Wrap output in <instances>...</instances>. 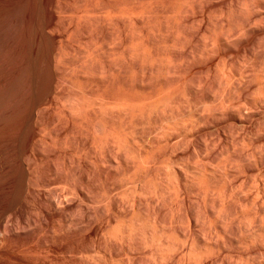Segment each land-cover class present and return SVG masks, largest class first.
Here are the masks:
<instances>
[{"label": "bare ground", "instance_id": "bare-ground-1", "mask_svg": "<svg viewBox=\"0 0 264 264\" xmlns=\"http://www.w3.org/2000/svg\"><path fill=\"white\" fill-rule=\"evenodd\" d=\"M25 1L26 0H0V264H113L112 261H114L115 259L114 260L111 259L112 261L106 260L108 258V257H106L108 254L110 256L113 255L112 257H114V255L115 256L118 255L119 256V257L117 256L118 258L121 257L123 259H127L129 264H158V263L159 264H165V263L166 264H205L204 260L202 259V256L203 257H205V256L202 254H206L205 252H209V255H210V252H212L215 249L214 247H216V245L214 246L213 243L217 244V246H218V247H216V254L219 253L221 251L219 246L220 245L224 246V243H225V240H224V243L222 240L225 238L224 232H225V234L227 232L226 226H230L229 223H231L233 225L234 224L233 222H235V221H236L235 224H237L236 226L238 228L236 230L237 231L239 230V234H237L238 237H237V235H236V237L238 239H239V237H241V239H243L242 241L243 242L245 241L244 242L245 245H247L246 244L247 242L248 243L250 242V244H251L253 241H255V240L257 241V239H259L258 242H261L262 239L260 240V238L264 237V178H263V176L262 177L259 176V178L261 177L262 179L259 181V184L257 186V191H255L256 194L259 197H261V198H259V199H261L260 200L261 203L259 202L260 205H258L259 209L257 208L258 206L256 205V208L258 209L257 210L258 213L255 212L256 213L255 215H254V213H252L251 214L252 216L249 214H248L249 216L246 215L245 213L248 210H250L248 208H251V207H248V208H246L248 210H246L244 208L246 210V212L240 211L241 215H237V212H238V210H237V212H235L237 216H235V214L231 213V211H233V208L231 211L228 210V208H226L225 205L222 204V201H221V205H219L220 209L218 212V215H219L218 218L223 217L222 219H224V221H226L227 223L220 221V222L225 224V225L223 224V226L221 225L220 229H219L218 225L217 226L215 225L214 231L216 232V234L215 233L214 234L216 236H217V233L219 234L217 237L219 239H221L222 244L220 243V240L219 241L217 240V242H215L216 240H211V241H213V243H208V247L207 246H206L207 248L205 247L206 250L205 249L203 250L204 253L201 252V250L203 249L202 248L203 245L198 244L199 243L198 241L200 240V239L198 240V237L200 235L196 236V234L198 232L196 233L195 230H193L195 228H192V231H194L195 233L194 232H190V233L188 232V233L182 234L181 232H179L182 234V243L180 244L178 249H176L177 248L176 247L175 248L176 250L174 251V249H173V252H171V248H172L171 245L173 243L172 240H174L172 238V235L174 236V234H175V233L171 234V230H174L171 228H173V225L175 223L172 225V227L171 226L168 227L165 224L163 225L161 220H159V217L156 214H154L153 212H152V216H148V218L150 217V219H148L147 221L145 220L146 222H144V223H140L137 219L139 217V210H141V208H140L141 202H140L139 196L146 190V187H144L141 184L144 181L146 182V179L148 180V182L151 181L152 178H154L152 176L154 174H156V172H155V170H157L156 168H158L159 166L156 168L154 165H153V167L151 165L152 168L151 167L150 168L145 167V162L148 159V155H147V153H145L142 150V148H141L142 145L140 144L141 143L140 140H139V142H137V140L139 138L138 139L136 138L137 140L135 139V137H131V136H130L131 139L128 138V135L123 133L122 127L119 126V124L117 123V120H115V119H119L120 122L125 121V119L127 121H129V119L132 121L138 116H139V118H142L143 115H146L145 113L147 111L149 113V114L147 113L148 116H150V114H151V116H153L152 115L153 112L151 110H152V106L154 104L152 105V103H156L155 105L156 106L158 105V108L161 107V106H159V103H162V104L165 103L164 104L165 106H167V107L169 106L168 111H170V115L166 116V117L171 118L170 120H172V119L176 120V117H179V116H176V114H178L179 112L176 113V108H175L174 103H176L178 97H179V99L181 98L180 96L182 94H187L185 92H187V90L189 88L186 90V87H189L188 84H190V83H188L186 85L185 82L190 81L188 79H191V77H190L191 75L189 76L190 78H187L188 72H187V68L185 66H187V67H189V66L184 64L185 63L184 60L181 62H179L180 60L179 61L175 60L176 55L174 56L175 57V59H174L169 54V53H171V51L173 49L171 51H169L170 50L169 49L168 55H164L165 56L164 58L159 56L160 54L158 53L157 48L154 47L155 44L153 46V43L150 42V40H153V39L150 38V40H149L148 36L145 37V35L142 34L143 32H141V31L143 29L141 30V27L139 24L142 23L144 25V26L143 25L142 26L145 28L149 27L148 29L152 28L153 29L152 32L157 31L158 34H156V36L157 35H159V36L165 35L166 32L163 33L160 26L163 23L165 25V22H166V24H168V22L170 21L169 20L170 18H171V20L174 19V22H173L174 24L178 23L179 25H182V24L184 25V23H185L184 22V23L180 24V21H182V19L184 17L186 18V16H184L186 14L182 13V15L184 14L183 15L184 17L181 16L180 15L181 10L179 12L180 14L177 13V10L179 11V9H180V7L177 9V6L181 2H179L177 4V6H175V3H176V2H174L175 0H156L157 4L155 7H154L155 4H153V5L148 4L147 7H146V5L145 6L142 5L141 7L140 6L138 7L137 4H135L136 6L132 5L130 7L124 8L119 4V2L117 0H112V1L111 0H95V1L92 0L91 4H93L94 2L98 3V4L94 3L97 6L92 5L94 7H97V9L93 7L94 10L98 11L101 7V9L99 10L100 11L99 15H93L92 12L90 14V11H93V8L91 7V4L88 3L90 6L87 5L85 7L86 9H84V14H82V13L80 14V12H82V11H80V12L78 11V13L80 15L74 14V16H73V14L69 15L67 12L68 10L66 11L68 15H66L65 9H63V5L61 4V0L55 1L56 4L51 3L50 5H52V4H54V5L49 7L51 9V11L49 12L50 13L49 17L47 18L46 17L47 15L45 16V18H47V19H45V18L40 19V17H37V19L38 18L39 19H38V21L35 20V23L36 22L38 23V27H36V28L38 30L37 32H39V33L36 34L34 32V35L35 34L36 35L35 36L32 35L35 39L34 41H36V42L32 41L34 44H36V47H35L36 49L33 47L35 49V53H36L35 56L38 55L37 53L39 52V50H42V52L44 51L43 53L45 55L42 54V52H40L42 55H44V57H45L44 60H42L43 57L40 58L41 57L40 54H39V56H40L39 59H40V63H41V60H42V62H44V67L46 66L47 73L45 71L46 69H44L42 67V65H43V63H42L41 67L44 69L45 72L43 70L41 72L46 74L45 76H43L41 74V76L44 77V83H42L43 81L40 80V83H42L41 84L42 86L36 85L39 80L36 79L37 81L35 80L36 83H34L35 82L34 79L38 78L37 76H39V75H37V74L41 73V72L39 73L38 70H40L41 68L39 69L40 66L38 68H36V66H38V64L35 66L32 63L33 67H34L32 69V71L36 68V69H38L37 70L38 73L34 72V73H36L34 75V79L33 78H31V79H33V81H34L33 83L36 86H38V88L36 90L33 89V93L30 96H28L30 93L29 91L31 90L29 88L30 84L28 85L27 84L28 82L26 83L28 88L30 89V90L28 89L29 91L27 90V93H26L25 89L27 86H26V84L24 85V82L28 81L30 79H27V77H25V73L29 70L27 68L31 67L32 64H30V66H28V60L30 59L31 56L26 57V54H27V50H29L27 48H29V47L32 48V46H29V43H31L30 40H33V39H32V36H29V37H31V39L28 37L30 40L27 38V36L30 34H28V32H27L28 29H26V23L28 24L27 20H30V19L26 18L29 15L26 16L25 4L27 2L25 3ZM46 1L47 0H45V1L43 0V2H46ZM63 1L64 0H62V3H64L66 0L64 2ZM228 1H231V0H228ZM233 1H235V4H233L232 2H229L227 5L225 4L226 6L224 5L225 10L222 9L223 13L225 12L228 15V16L227 15H225V16H226V19L228 17L229 20L231 19V17H233V16L235 17V14H236L238 16V18L240 17L241 21L238 22V19H237V21H234V19H233L232 21H234V23H235L234 26L229 25L230 24L229 23V24H227V25H229V28L228 29L225 28V30H224V27L222 26L223 25L222 23H221L222 25L221 24L219 25L220 22H218V21L221 19L215 18V16L218 14V12L214 16L215 12L213 11V9H212V11L214 13L213 12L211 13V11H210L211 7H213V6H211V4L213 3V0H193L192 6H194L195 4L199 5V9H200L199 12L201 14V18H200V16H199V18L201 20H205L206 21L205 23L207 25V26L205 25L206 29L208 27V29L206 31L204 29V31H203L204 33L201 32V33H203V35L201 34L203 36V38L202 37L199 38V41H200V39H204L202 44H204L206 47L205 50L200 48L201 51L202 50L205 51V53L203 51L201 53V51H200V54L202 56H203V54L204 55L210 54V55H212V57H210V55H208V58L210 57L212 59H215L216 57L213 54L220 55L221 51H223L224 49H227V51L231 52V54H229V55L235 54L236 62L238 64L242 65L241 66L242 68L245 67L246 69L248 68L246 66H249L252 64L248 68V69H250L253 67V65L255 63L258 64V62H255V60L258 61L259 58H260L259 60H261L260 64L262 63L261 64L262 69L261 68L260 69L262 70V72L259 71L261 73V75H259L260 73H258V71L257 72L253 71L252 73L249 74V72L252 69H254V67H256L257 64H255V66L252 69H250L248 73H246V74L243 73L244 72V69H243L242 70L243 72L241 71L242 74H237V75H239L238 77H240V75H241V77L239 78L240 80L239 81L237 80L238 81L237 83H232L231 79L233 78V76H232V78H231V76L230 77L225 76V78H224L221 75H219V73H220L219 71H221V70H219V68H221V67L215 68V66H214V68L216 70L218 69L219 73L216 75L212 74L213 76L211 78L215 77L214 81H217V83H216L217 85H215V86H216V88L219 87L221 90V91L219 90L221 93L217 91L218 92L217 95L219 93H220V95H218V97H216V99H218V101H216V102L220 103L218 106H219V108L220 107L221 108L220 109L217 108V110L219 109L218 113L219 112L220 113L218 114L217 111L215 113H217V115H222V116H224L225 114L227 115L229 109L225 110V109H227L226 108L227 106H225L226 105L225 103H228L231 100L228 99V98H230V97H228V95L225 96L224 92L226 90L230 89V91L231 90L233 91V92L231 91L230 93L231 94L234 93L238 97V101L236 102L237 106H235L236 109L234 110L235 114H232L231 118L233 120H235V122H238L241 125L247 119L250 120L256 116L259 117V115H262V114H263L262 117H264V109L263 110H257V109L255 110L253 108V110L250 111V109L252 107L249 105L251 103H256V104L262 103V105L264 104V95H263V98H260V95H258V94H261V93H259L260 91H258V90H261V91L263 90V92H264V0H233ZM186 2H187V4H189L188 3L189 1H186ZM224 2H226V0ZM224 2H223V4H224ZM152 3H154V2H152ZM160 3L162 5L164 3H166V6L164 5L165 6L164 8H167L169 10L167 12H173V14L171 13L172 15L170 14V15L165 17L164 15H166V13L165 14L163 13V15L161 16L159 14L160 13L159 9L157 10V8H159L158 4H160ZM33 4H35V3H33ZM67 4H68V2H67ZM185 4L186 3L184 2V5ZM187 4H186V6H188ZM190 4H191V0H190ZM26 5H28V3ZM235 5H237V8L240 5V7H239L240 10L238 9V12H240V13L235 11V9H237V8H235L236 7ZM169 6H170V9H169ZM186 6H185V8H186V11L188 14L190 13V11L193 13V11L195 9H189L190 11L188 12L187 8H196L197 7V6L196 7H191V6L186 7ZM98 7H99V9H98ZM216 7L218 8V6H216ZM41 8H44V7L42 6ZM41 8L39 7L38 9H41ZM64 8H66V7H64ZM197 8H196V10H197ZM218 9H220V7ZM35 10H37V9H35ZM46 10H47V8H46ZM163 10H164V12H166L165 9H162L161 11H163ZM219 11H221V9ZM98 12H95V13H98ZM140 13H144V15L140 14ZM197 13L194 12V14H197ZM38 14H40V13H38ZM31 15H32V13H31ZM34 15H35V13H34ZM36 15H37V13H36ZM141 15H143V17ZM223 15L224 14H222V16ZM124 16H126L125 19L123 18ZM139 16L142 17V20L138 19ZM176 16L177 17L181 16L182 19H179L181 17L176 19ZM41 17H42V15H41ZM65 17H66V20L68 19L67 17H70L69 19H71V20L73 19L72 20V22L74 24V28H73L74 30L72 29L74 31L73 33H74V35L77 33V36L80 35V38L82 39V42H83L84 48H85V50H83V52L84 51L86 52V53L84 52L85 54L83 55V57H81L79 62L77 61L78 62V65L76 64L77 67L74 68V70H72L73 72L69 75H67L65 72H64L65 74L63 72L60 73L59 70L62 71V68L59 70L57 69V68H60L59 67L60 65L58 66V63H60V61L63 62L64 51H62L63 50L62 48L64 46L62 47V45H64V42H62V40L58 39L59 36L58 35H57L58 37L56 36V34H55L56 32L54 34H52V31H54V30H52L51 32L48 30L52 26L56 27V25H59L62 20H65ZM144 17H145V19H144ZM163 17H165L169 21H165L166 19H164ZM197 18H195V19H197ZM120 19H124L125 21L121 20L123 22L122 23L120 21ZM195 19H193V20L196 21ZM216 19L218 21H216ZM224 19H225V17H223V20ZM139 20L141 22H139ZM162 20L165 22H163ZM191 22H192V20L190 21V23ZM203 22L204 21H202V23ZM32 23H34V22H32ZM102 23H103V26H104V24H106L105 25L106 27L110 26L111 29H115L114 33L117 37L112 34L113 32L110 34L112 36H114V38L116 37L118 39L117 42L119 44V45L116 44L117 46H119L117 51L120 50L118 53H116V54H118L117 58L115 59L117 64L114 60H112V61H114V63L116 65L112 64L113 62L112 63L109 62L110 65L109 64H106V65L103 64L105 62L102 63L101 59H97V58L93 57L92 52L90 51L91 49L89 48V47H91V45L89 46V43H88L89 38L90 39L94 38L95 33H96V35L98 33V35H97L98 38L100 37L99 33L101 31L100 32H98V31L101 29H98L97 27L99 26L101 28L100 24H102ZM120 23L123 27L124 26L127 27L128 31L131 33L132 36H129L130 33L128 32V38H129L128 40L129 41H126L127 39H124L127 36V34H126L127 31L125 30L127 28L124 27L125 32H122L123 28L120 25ZM187 23H189V22H187ZM62 24H64V23L61 22V25ZM171 24H172V21L169 25L171 26ZM198 24H199V22H198ZM192 25L195 26V24H192ZM68 26H69V23H68V25H66V30H67V28H69ZM166 26H168V25H165L164 29H166ZM175 26H176V24H175ZM187 26L184 27L185 30H186ZM231 26H232V28H231ZM181 27L182 26H179L178 28H181ZM27 28L30 29L29 26ZM36 28L33 27L31 29L33 31V29H36ZM102 28H104V27H102ZM169 28L167 27V29H169ZM190 28H191L190 33L192 34L195 30L192 32V30H193L192 26ZM154 29H155V31H154ZM173 29L176 30V27H174ZM173 29H170V30H173ZM107 30H108V28H107ZM178 30L179 31H178V34H176V36L178 38L180 37L181 39H183L185 41L187 38L185 35V30H184V32L182 29H181L182 31H180V29H178ZM232 30H234V31H232ZM55 31H57V30H55ZM58 31H57V33H58ZM68 31L69 30H67V32ZM95 31H97V32H95ZM169 31H167V32H169ZM198 31H199V29H198ZM64 32H66V31H64ZM93 32H95V33H93ZM175 33H177V32H175ZM175 33H173V36H175ZM187 33H189V32H187ZM59 34H60V31H59ZM195 34L197 35V31ZM45 35L49 39L46 37L47 40H45V37L43 38V36H45ZM123 35H125V37H123ZM146 35H148V34H146ZM165 36H167V35H165ZM176 36H175V38H176ZM187 36H190V34H188ZM83 37L85 39L87 37L88 40L86 39L87 41L84 42L85 39L83 41ZM102 37H103V35H102ZM153 37H154V35H153ZM191 37L192 36H190V38ZM63 38H64V36H63ZM103 38H102V41L106 42L107 39L104 40ZM111 38H113V37H111ZM159 38L161 39V37H159ZM193 38L195 39L196 37H193ZM168 39H170V38H168ZM27 40H28V42L29 41L30 42L28 43ZM154 40H157V42H158L157 37ZM154 40H153V42H154ZM164 40L165 39H162V41H164ZM166 40H165V43L167 42ZM175 40L173 41L174 43L176 42ZM177 40H178V42L180 41L179 39H177ZM187 40H189V37ZM92 41H94V40L92 39ZM113 41H115V40L113 39ZM162 41L158 42V43L161 45ZM169 41H171V40H169ZM89 42H91V40H89ZM96 42H98V40ZM105 42H102V43L104 44ZM173 42H170V43L173 44ZM27 43H28L29 47L27 46ZM158 43L156 45H158ZM185 43H187V42H185ZM176 44H177V42H176ZM180 44L182 45V43H180ZM85 45H86V47H85ZM99 45H100V43H99ZM114 45H115V43H114ZM160 45H159V47L161 48ZM183 45L188 46V44H183ZM65 46L67 47V45H65ZM93 46H95V45H93ZM182 46H180V47H182ZM190 46H191V48L193 47L192 45H189V47ZM40 47L41 48L43 47L44 49H41ZM176 47H178V48H176ZM180 47L175 46L174 48L179 49ZM194 47H196V46L194 45ZM68 48H70V47H68ZM84 48H81V49H84ZM167 48H168V44H167ZM32 49H30L29 51H34V49L33 50ZM161 50L163 51V49H161ZM161 50L159 49V51H161ZM29 51H28V54H30ZM45 51H46V53H45ZM65 51H67V48ZM176 51H179V50H176ZM180 51H181V49H180ZM196 51H199V50H196ZM75 52L76 51L74 49L73 53H75ZM225 52H223V53L221 52V53L224 54ZM79 53H81V51ZM165 53H167V52H165ZM182 53H183V51H182ZM194 53L195 52H193V55H194ZM28 54H27V56H28ZM65 54H67V53H65ZM81 54H83V53H81ZM176 54H178V53H176ZM195 54H197V53H195ZM200 54H199V56H200ZM31 55H34V53ZM105 55H107V54H105ZM113 55L115 58L116 55L115 54H113ZM179 55H181V54H179ZM229 55H226V56H229ZM195 56H194V59H195ZM202 56H201V58H202ZM206 56L203 57V59L206 58ZM71 57L72 56H70V58ZM180 57H182V56H180ZM180 57H177V58L179 59ZM224 57L225 56H223V58ZM253 57H256V59L253 60L254 62L252 61V59H254ZM34 58L36 59V57H34ZM37 58H38V56H37ZM73 58H75V55ZM184 58L186 59V57H184ZM189 58H190V56H189ZM103 59H105V58H103ZM117 59H118V61H117ZM180 59H183V58H180ZM197 59H195V60H197ZM224 59H226V58H224ZM70 60L73 61V59H70ZM119 60H121V61H119ZM219 60H220V57H219ZM30 61L34 62V59L33 60L30 59ZM68 61H69V59H68ZM68 61H66V62H68ZM209 61L212 62L211 59H209ZM209 61L207 60V62H209ZM222 61L223 60H221L219 62L221 63ZM226 61H227V59H226ZM69 62L67 64H69ZM204 62H206V60ZM204 62H203V64H204ZM72 63H74V61ZM188 63L191 65V68L196 66V64H195V66L192 67L193 64L190 62H188ZM198 63H197V65H198ZM226 63L227 62H225V63L223 62V64H226ZM219 64H218V66H219ZM223 64H220V65H223ZM72 65H74V64H71V66ZM165 65L167 67H165ZM200 65H202V64H199L198 66H200ZM71 66L69 68H71ZM211 66L212 65H210V66L207 65V67L205 66L207 69L206 70L207 72L212 68ZM234 66L233 67L230 66V67L234 68ZM205 67H204V69H205ZM95 68H97L96 72H94ZM191 68L189 67V70H192ZM71 69H73V68H71ZM215 69H214V71H215ZM227 70H228L227 72H229V69H227ZM247 70H245V71H247ZM256 70H257V67H256ZM32 71L30 69L29 72L31 73ZM65 71H66V69H65ZM209 72H213V71L210 70ZM223 72H225V70ZM234 72H235V70H234ZM198 73H200V72H198ZM204 73H202V74H204ZM27 74H28V72H27ZM31 74H33V72ZM202 74L200 73V75H202ZM206 74H210V73H206ZM146 75H147V77H146ZM204 75H202V76H204ZM237 75H235V76H237ZM144 77H145V79H144ZM39 78H41V77L39 76ZM146 78H148L147 79L148 81L146 80ZM143 79L146 80V82ZM31 81L32 80H30V83H31ZM34 84H31V86ZM194 86H196V85L194 84ZM194 86H193V88H194ZM24 87H25V89H24ZM249 88H251V90H252V88H254V90L258 89L257 90L258 94H257V92L252 90V92L254 91L256 93L255 95L259 97L258 99L256 98V96H254L256 99H254L253 97L249 98L252 96V95L249 96V93H250ZM31 92H32V90H31ZM163 92H165V94H162L161 98H159V96H158V99L155 100L156 96L163 93ZM196 92H194V93H196ZM230 93H228V94H230ZM262 94H264V93H262ZM253 95H254V93H253ZM94 96H96L95 99H94ZM184 97H187V96L184 95ZM225 97H228L227 98L228 100H226ZM237 97H236V99H237ZM188 98H189V96H188ZM231 98H232V96H231ZM234 98L232 100H234ZM96 99H98V100L96 101ZM212 99H215V98H212ZM182 102H183V100L181 98V103ZM90 103H100L102 105L98 106V108L101 106L99 109L96 108L94 110L93 108L90 107V105H92ZM110 103H111V105H112V103L114 104L111 106V108L114 106L118 108L117 113L120 115L119 118H112L113 117L112 115L113 114L115 115L114 112H116V110H112V109L111 110L113 111V114L111 115V117H109L110 115L108 116V114H109V113L107 114V112L109 110L108 105ZM147 103H150V104H147ZM245 104L249 105V108ZM251 105L254 106L253 104H251ZM233 106L234 105H232L230 107L233 108ZM115 107H114V109H115ZM246 108H248L249 110L247 111ZM156 111H158V110L156 109ZM168 111H167V113H168ZM109 112H110V110H109ZM209 116L210 115H208V117ZM227 116H226V118H227ZM243 116L247 117V119L244 118L245 119L244 120ZM117 117H118V115H117ZM156 117H157V115H156ZM201 117H199L200 120L202 119ZM203 117H205V116H203ZM206 117H207V115H206ZM199 118L198 119L196 118V119L199 121ZM231 118H230V120H231ZM205 119H203V120H205ZM151 120H150V122H151ZM261 120H262V118H261ZM261 120H260V122H261ZM254 121L256 123L257 120L254 118ZM263 121L264 120H262L261 124L259 125L260 127L258 126L261 129V133H260L261 137H262V134H264V133H262V132H264V122ZM175 122H177V121H175ZM195 122H197V121H195ZM208 122H209V120H208ZM185 123H187V122L185 121ZM185 123L183 124V121H182L183 125H176V127H175L176 129L174 128L173 130L174 131L179 130L180 132L183 133V131L186 130L185 129L186 128ZM188 123H189V121H188ZM245 123H246V121H245ZM248 123H250V122H248ZM259 123H257V124H259ZM179 124H181V123H179ZM219 124H221V123H219ZM186 125H188L187 127H189V124H186ZM191 126H192V124H191ZM191 126H190V128H191ZM211 126H213V125L211 124ZM227 126H228V124H226V126L224 124L225 128ZM232 126H233V128L236 127L234 125H232ZM249 127H251V126L249 125ZM221 128H223V127H221ZM225 128H223V129H225ZM45 129L47 131H45ZM236 129L240 130V128H237V127H236ZM241 129H246V128H241ZM168 130H170V129H168ZM217 130H220V129L218 128ZM250 130H251V128H250ZM78 131L80 133H82L83 135L85 134L83 132H86V134L89 135L88 137L89 138L91 137L90 140H92L95 147L97 148L96 152L97 153L99 152V154L95 153L99 156V160L96 161L94 166L86 163L85 165L88 164L89 167L87 165V166H85L84 169L87 170L86 167H88L89 172L90 171L93 172V170L96 169V170H94V172H97L96 174H97V176H99L100 179H103V178H101V177H103L102 176L103 169H106L105 167H103L104 166L103 165L104 164L103 157H109L110 159H113V157L111 156L112 150L118 149V152H116L114 155L116 156L118 154V156H116V157L119 160H121V162H126L129 159V164H130V162L133 159L134 164L131 166H134V167H131V168H135V170L133 172V175L131 176V174H130V176L135 177V179H134L135 186L133 187V190L131 191V193L127 194L128 197L130 198V200H128V201H131V204H130L131 210H129L130 213L128 214V216H130V218L127 222H125L126 221L124 218L125 215L123 216L120 213L110 214V210L113 207H111V203L108 202V199L106 198V196L104 194L103 195L105 197L103 196L101 198V200L97 201L96 204H98V205L95 204V201L93 203V200H96V199L91 198L90 192L93 190V188H91V187H93V185L96 183V181L94 180L95 179L94 176H96V174L93 175V173H92V175H93L92 176L90 174L91 173L90 172L89 173L90 176H89V174H86L85 172H82L79 169L78 170L74 169V172L75 171H77V172L81 171V174L82 173H84V174L79 175V176H82V177H79V178H81V181L79 178H78V180L76 179L77 182L75 181V178L77 176H75L73 179V175H72L74 173V172L72 173L73 166H74V163L77 162V160H78L77 159L75 161V159L78 158V157H76L75 152L78 150L77 146H79V144L80 145L83 144V142L79 143L80 141L78 142L79 144L76 143L77 145H75V143H74V141L76 140V138L74 140V137H77V135L79 134ZM165 131H167V130H165ZM171 131H172V129H171ZM174 131H173V133H174ZM43 132H44V134H42ZM45 132L46 133L48 132V134L46 135ZM74 132H78V134L76 133L77 134L76 135V134H74ZM210 132L212 133V130L211 131L209 130V134H211ZM228 132H231V133H229V135L231 134V136L233 137L232 131L229 130ZM246 132H247V130H246ZM250 132L248 131V133H250ZM255 132H257V131H254V133ZM238 133L239 132H236V134H238ZM251 133H253V132H251ZM82 134H80V135H82ZM244 134H242V135L244 136ZM257 134H259V133L257 132ZM74 135H76V136H74ZM239 136H240V133H239ZM246 136H248V135H246ZM226 137H228V136H226ZM232 137H230V138H232ZM236 137H237V135H236ZM258 137H259V135H258ZM261 137H260V139H261ZM82 138H85V140H83L85 143L89 141V138H86L85 136ZM221 138H222V136H221ZM221 138H220V140H221ZM234 138H235V136H234ZM234 138H233V140H234ZM241 138H243L242 142L244 141L243 142L244 149H245V146L248 148L249 145H247V144H249V143L252 144L253 140H254V138H252L253 139L252 140L249 137L248 138L247 137H241ZM86 139H88V140H86ZM191 139H192V137L190 138V140ZM246 139H248L249 141ZM188 140L189 139H187L186 141H188ZM231 140H230V142H231ZM245 140L248 141V143H246V145L244 144L246 142ZM196 141H198V140H196ZM199 142L198 143L196 142V144L199 145ZM201 142H203V141H201ZM236 142H238V141L236 140ZM242 142L240 140V146L239 147L237 146V144H234L231 146L234 147L236 145V147H238V149L239 148L243 149V146L241 147ZM85 143H84V145H85ZM232 143H235V142H232ZM196 144L194 143V146H192V147L194 148V150L197 149L196 150V152H197L200 147L195 148V146H197ZM205 144H207V143L205 142ZM226 144H229V142ZM257 145H258V143H257ZM261 146L263 147L262 144H261ZM261 146H260V148H262ZM83 147L79 146V149L80 148L84 149ZM193 148L192 149L190 148L191 151L193 150ZM207 148L208 147L206 145V151L208 149H210V148H208V149ZM256 148L255 149L252 148L253 151L251 150L252 153L250 152L248 157H246V155H247L246 153L243 154L244 157H243V160H241V162L239 161V159L236 160L237 157H235L238 154L237 152H240V151L235 152L237 149H234L235 151L233 150L236 153L234 156L235 160L232 157H230V158L233 159L234 162L238 161L237 164L234 163L236 165L239 164L240 166L243 167L244 164H247L248 166L252 165L253 167L254 166L259 167L260 170H264V148L262 151H259ZM82 149H80V150L82 151ZM242 149H239V150L242 151ZM250 149L251 148H249V151H250ZM92 150L95 151V149H92ZM212 150H213V146H212ZM202 151H204V150H202ZM225 151H226L225 154H227L226 156L229 157V155L231 153L230 151H232V150L229 151V147H228L227 149H225ZM228 151L230 153H228ZM244 151L246 152L247 150H244ZM249 151H247V152H249ZM192 153H193V151H192ZM202 153H200V156ZM211 153H213V152H211ZM219 153L220 152L217 153V156L215 155L216 160H217ZM204 154H205V152H204ZM220 154L222 155V153H220ZM225 154H223V155H225ZM193 155H192V157H193ZM206 155H208V154H206ZM240 155L242 157L241 152L238 155L239 158H240ZM209 156H212V155L210 154ZM227 157H225V158L228 159ZM79 159L81 160V157H79ZM130 159H131V161H130ZM212 159L215 160L214 157ZM47 160L48 161L53 160V163H54L53 164L52 162H49V163H51V167H50L51 170H49L51 173L49 172V174H52V171H53V174H52L53 177L50 176L51 181L48 179V177L47 178L44 177V175H45L44 172L42 174L43 170L41 167V163L46 162ZM193 161L194 162L191 163V165H189L187 167V171L189 173H187V174L185 173V175L184 174L181 175L180 172L178 171L177 174L179 176H181L182 178H180L177 175V177L179 178V179L176 178V179H178L177 181L174 182L173 181L174 179L170 180V182H172V181L174 182V184L172 183V185H174V189H175L174 196L177 200V210H178L177 215L179 213V210L183 209V208L181 209L182 202L184 203V201L186 200L184 197V191H183V188L185 190V187H186L185 184L188 183V184H190L189 186H192V185L198 186L197 189H199L201 192H204L206 194H207V192H210V195L212 197L211 192L214 190V188L212 185L208 184V183H210L209 180H208V182H206L208 178H206L204 180L202 177V174H203L202 172H207V170H205V171L202 170L205 165L201 169H199L200 168L199 166H197V167L193 166V164L196 163L195 160H193ZM227 161L228 160H225V162H227ZM242 161L245 163L240 164V163H242ZM78 162H79V160H78ZM229 162L231 163V161H229ZM123 164H125V163H123ZM156 164H157V162H156ZM166 164L168 165L169 163H166ZM187 164H186V166H187ZM225 164H227V163H225ZM46 165H47V163H46ZM80 165H83V164L80 163ZM199 165L201 166V164H199ZM229 165H227V166H229ZM232 165L233 164H231V166ZM236 165H234V166L236 167ZM239 165L237 166V168L239 167V169L241 171V168ZM77 166H79V165L77 164ZM90 167L92 169L93 168L94 169L91 170ZM120 167L123 168L121 165H120ZM169 167L170 166H168V168ZM76 168H78V167H76ZM79 168L83 169V166L82 167L79 166ZM129 168H130V166H129ZM168 168L166 166V169H168ZM170 168H173V167H170ZM212 168H214V167H212ZM212 168H210V169H212ZM244 168H245V166H244ZM43 169L46 170L47 167L46 168L43 167ZM206 169H207V166H206ZM228 169L229 168H227V169L225 168L224 170H228ZM85 170H83V171H85ZM119 170H121V169H119ZM122 170H124V169H122ZM231 170H233V169H231ZM244 170L246 172L247 169H244ZM257 170L258 169H256V171ZM222 171H223V169H222ZM236 171H237V169H236ZM240 171L238 170V172H240ZM242 171H243V169H242ZM121 172H123V171H121ZM121 172H119V173H121ZM224 173H227V171H224ZM173 174H176V173L173 172ZM245 174H247V173H245ZM250 174L252 175V173H250ZM47 176H48V174H47ZM91 176L94 179L91 180L90 179ZM121 176H123V175H120V177ZM156 176L158 177L159 175L156 174ZM246 176H249V175H246ZM254 176L255 175H253V177ZM205 177H207V176H205ZM220 177H221L220 180H222L223 177L219 175V178ZM253 177L251 176L252 179L256 178V176L254 178ZM99 178H98V180H99ZM105 178H107V177H105ZM168 178H169V175H168ZM180 179H182V180H180ZM156 180H153V181H156ZM183 180H184V183L182 182ZM52 181L55 182L57 185H59V184H63V185H61V187H58V188L52 187L53 189L49 188L50 190L45 191L46 186L51 184ZM92 181L93 182L95 181V182L92 183ZM106 181H105V184H106ZM226 181L228 182V180H226ZM226 181L223 180V182H221V183L223 184ZM244 181H245V178H244ZM248 181H249V179H248ZM248 181L245 182L247 186H248V183H247ZM101 182L103 185V180H101ZM55 183H53V185ZM211 184H215V183L211 182ZM253 184H255V183H253ZM99 185H101V184H99ZM223 185H221V187ZM250 185H252V184H250ZM39 186H42L45 189L43 188L44 189L43 190L42 188H40V190H39V188H38ZM224 186L226 187L227 185H224ZM244 186H245V184H244ZM252 186L249 187V188H251L249 191H251L253 189ZM254 186L256 187V184ZM105 187H106V185H105ZM144 188H145V190H144ZM224 188H223V192L226 189V188L225 189ZM240 188H241V186H240ZM249 188H247V190ZM158 189H159V187H158ZM160 189H162V188L160 187ZM160 189H159V194H157L158 190L156 189L157 193L155 195H159V198L162 197L161 199H163V196H165L164 194H166V192H165L166 190L163 191L165 188L162 189V192L163 193L165 192L163 194ZM188 189H186V190H188ZM232 189L230 191H232ZM234 189H236L234 191L240 192L239 194H241V191H239L238 188H234ZM42 190L44 192L40 193ZM243 190H246V188L245 189L243 188ZM37 192H38V194H37ZM201 192L199 193V195L201 194ZM204 193H203V195H204ZM245 193H248V192H245ZM224 194H227V193L224 192ZM230 194H231V192H230ZM234 194H237V193H234ZM234 194H233V197H234ZM249 194H251L253 196L252 193H248L245 195L247 196ZM201 196H202V194H201ZM221 196H223L222 193H221ZM227 196H228V198L232 197V196L230 197L229 194ZM246 196H245V198H244V195L241 196V200L243 198L246 199ZM186 197L188 198V196H186ZM233 197H232V199H233ZM165 198H164V200H166V199L168 200L169 197L166 199ZM170 198H171V195H170ZM109 199H110V197H109ZM126 199H127V197H126ZM150 199H151V197H150ZM224 199H227V197L225 196ZM236 199L237 198H235V200ZM29 200L30 201L36 200L35 202L37 203V201H38L39 203H37V204H40L38 206H41L40 212H42V215L40 216V219H39V215H38L39 220L38 219H36V220H38L39 223L36 225H35L36 221H33L35 219H33V218L31 219L29 216H27L29 213L26 215V213H27L26 208H28L30 203L31 204L34 203V202H30ZM148 200H149V198H148ZM189 200L191 201V199H189ZM206 200H204V201H206ZM231 200H230V202H231ZM249 200H250V198L247 201H249ZM251 200H253V199H251ZM243 201L244 200H242V202ZM253 201L256 202V200H253ZM86 202L87 203L90 202L91 204L90 205L86 204ZM225 202H226V200H225ZM252 202H251V204H253ZM92 203L95 205L91 206ZM112 203H114V201ZM128 203H130V202H128ZM171 203H172V200H171ZM203 203H205V202H203ZM238 203H239V201H238ZM122 205H123V203L121 204V206ZM131 205H132V207H131ZM190 205H192V204H190ZM226 205L228 206V204H226ZM245 205H246V203H245ZM124 206L125 205H123V207ZM183 206H184V204H183ZM230 206L231 205H229V207ZM253 206L255 207V205H253ZM127 207H128V205H127ZM171 207H173V206L171 205ZM185 208L186 207H184V209ZM196 208H197V206H196ZM198 208H199V206H198ZM34 209H35V207H34ZM114 209H115V206H114ZM127 209H129V208H127ZM187 209H185V210H187ZM190 209L192 212L193 208H190ZM201 209L204 210V208H202V207H201ZM211 209H213V207ZM252 209H253V207H252ZM252 209H251V211H252ZM195 210H193V213ZM209 210H210V208H209ZM126 211H124V212H126ZM234 211H235V209H234ZM254 211H256V210H254ZM40 212H39V214H40ZM33 213H35V210ZM33 213L31 212V214H33ZM155 213H157V212H155ZM172 213H175V210ZM200 213H198V215H202L204 213V211H202V214H200ZM36 214H38V213H35L34 215H36ZM186 214H188V212ZM184 215L182 217H184ZM205 215H203L202 218H205L204 217ZM220 216H222V217H220ZM192 217L194 219L196 218V217H194V214ZM192 217L189 216V219H188L189 222L194 221V219H192ZM183 219L185 220V218H183ZM183 219L181 218L182 222H183ZM215 219H217V218H215ZM173 220H174V218H173ZM209 220H211V219L209 218ZM217 220H219V219H217ZM174 222H177V220ZM195 222H193V223H195ZM209 222H207V223L209 224ZM215 222L212 221L211 223L215 224ZM220 222H218L219 225L222 224ZM32 223H33V227H32ZM227 224H229V225H227ZM167 225H169V224H167ZM231 226H230V228H231ZM176 228L178 229V227H176ZM179 228L181 230L183 227L181 228L179 226ZM235 228L236 227H234V229ZM177 229H175V230H177ZM188 229L187 230L185 229L186 232L188 231ZM225 229H226V231H225ZM234 229H232V231H234ZM185 230H184V232H185ZM197 231H199V230L197 229ZM210 231H211V227H210ZM209 234H210V232H209ZM227 234H230L229 236L231 237L232 233L228 232ZM233 235H235V234H233ZM219 236H222V237H219ZM229 236H228V238H230ZM226 238H227V235H226ZM236 239H235V241H236ZM228 241L229 240H227V242ZM240 241L236 242V244L237 243L239 244ZM179 242H181V241H179ZM218 242H219V244H218ZM176 243L178 244V242H176ZM231 243H233V242H230V244ZM230 244L228 245V247L230 246ZM253 244L255 245V242H253ZM259 244L260 243H258V245ZM199 246H200V248H202L201 250L199 249ZM225 246L222 249H224ZM262 246H264V244ZM87 247L88 248L92 247L93 249L95 248V251H96V252L94 251L95 254H97V252H98V253H102L103 255L97 254V255H91V256L88 255L87 256V254H85V252H87V250H88ZM228 247H226L227 249H225V250H228ZM143 248L147 250L146 251L147 253L144 251L146 254L144 253L145 255L143 254L141 256L138 254V251L140 253V249H142L141 251L143 252ZM219 249H220V251L217 252V250H219ZM230 249H231V247H230ZM255 249H256V247H255ZM262 249L264 250L263 247H262ZM253 250H254V248H253ZM260 250H261V247H260ZM229 251H231V250H229ZM261 251H260V253H261ZM227 252L228 251H226V256H227ZM220 253H223V252H220ZM262 253H264V252H262ZM216 254L213 255L212 258L214 256H216L217 258H220V255L218 254L219 256H217ZM255 254H257V253H255ZM250 256H252V255H250ZM261 256H263V255H261ZM237 257H240V256L237 255ZM223 258L226 259V257H223ZM243 258H246V257H243ZM260 259H261V257H260ZM216 260H213L212 262H214ZM233 260H234V258H233ZM236 260L241 261L240 258H239V260H238V258ZM249 260H251V258H249ZM255 260H256V258H255ZM218 261H220V259ZM232 261L230 258L231 263H232ZM245 261L246 260H244V262ZM263 261H264V259H263ZM119 262H120L119 264H121L123 261L122 262L119 261ZM242 262H241V264H243ZM252 262H253V259H252ZM246 263H248V262H246ZM218 264H221V262H218ZM235 264H238V263H235ZM256 264H264V262L261 261V262L256 263Z\"/></svg>", "mask_w": 264, "mask_h": 264}, {"label": "rangeland", "instance_id": "rangeland-1", "mask_svg": "<svg viewBox=\"0 0 264 264\" xmlns=\"http://www.w3.org/2000/svg\"><path fill=\"white\" fill-rule=\"evenodd\" d=\"M29 1V2H28ZM45 1V0H44ZM48 1V2H47ZM46 2H43V0H26L25 1V3L27 2L28 3V5H26L25 4V12H26V16L27 15H29V16H27L26 18H28V19H30V20H27L28 21V24L26 23V29H28L27 30V32H28V34H30V35H28L27 36V38L29 37V36H35L37 33H39V32H37L38 30H37V28L36 27H38V23L36 22L35 23V20H37L38 21V19H37V17H40V19L41 18H45V16L48 18L49 17V15H50V11H51V9L49 8L50 6H53L54 4H56V2L55 1H57V0H47ZM50 1V2H49ZM65 1V0H64ZM63 1V2H64ZM93 1H95V0H93ZM112 1V0H111ZM118 2H119V4L122 6V7H130V6H132V5H135V4H137V6L139 7H141L142 5L143 6H145L146 5V7H147V5L149 4H155L154 5V7L156 6V0H117ZM186 1H189L188 3L190 4V0H186ZM185 0H175L174 2H176L175 3V6H177V4L179 3V2H181V3H179V5L177 6V9L180 7V9H179V11L177 10V13H179L180 12V10H181V16H183L184 14H186V15H184V16H186V18L184 17L183 19H182V17L181 16H179V17H181V18H179V17H177L176 16V19H182V21H180V24L181 23H184V25L182 24V25H179L178 23H175L176 24V26H175V24L173 23L174 22V19L173 20H171V18L168 20V19H166L165 17L166 16H168V15H170L171 13L173 14V12H167V11H169L167 8H164L165 6H166V3H164L163 5L160 3V4H158V6H159V8H157V10L159 9V11H160V15L162 16L163 15V13L165 14L166 13V15H164L165 17H163L164 19H166L165 21H169L168 22V24H166V22L165 21H163V22H165V25H168V26H166V29H164L165 27V25H164V23L163 24H161V26H160V28H161V30L163 31V33L164 32H166L165 33V35H167V36H165V35H157L156 36V34H158L157 33V31H155V29H154V31L155 32H152L153 31V29L151 28V29H148L147 27L145 28V27H143L144 25L141 23V24H139L140 25V27H141V32H143L142 34L143 35H145V37L146 36H148L149 37V40H150V38H152L153 40L154 39H156V37H157V39H158V42H161L162 41V39H167L166 41L168 42L169 40H171V41H169L168 43L166 42L165 43V40L164 41H162V44L160 45L158 42H157V40H154V42H153V40H150V42L151 43H153V46H154V44H155V46L154 47H156L157 48V50H158V53L160 54L159 56H161V57H165L164 55H168V50L169 51H171L172 49L174 50H172L171 51V53H169L174 59H175V57H176V59L175 60H177V61H179V62H181V61H185V65H188L190 68H191V65L188 63V62H190V63H192L193 65H192V67L193 66H195V64H196V66L195 67H193V68H191L192 70H189V67H187V66H185L186 68H187V78H190L191 77V79H188V80H190L189 82L188 81H186L185 83H186V85L188 84V83H190V84H188L189 85V87H186V90H187V92H185V93H187V94H182L180 97L182 98V100H183V102L181 103V98L179 99V97H178V99H177V101H176V103H174L175 104V108H176V113H178V114H176V116H179V117H176V120H170L171 118H167L166 116H169L170 115V111H168L169 110V106L167 107V106H165L164 104L165 103H159V106H161L160 108H158V105L156 106L155 104L156 103H152V115L154 116H151V114H150V116H148L147 115V113H148V111L145 113L146 115H143L142 116V118H139V116L138 117H136L134 120H130L129 119V121H127L126 119H125V121H122V122H120V120L119 119H115V120H117V123L119 124V126H121L122 127V131H123V133H125V134H127L128 135V138H130L131 139V137H135V139L137 138H139L138 140H137V142H139V140H140V144L142 145H140L141 146V148H142V150L145 152V153H147V155H148V159L146 160V162H145V167H151V165H152V167H153V165L155 166V168L156 167H158V168H156L157 170H155V172H156V174L157 175H159L158 177L156 176V174H154L152 177H154V178H152V180L151 181H149L148 182V180L146 179V182L144 181V182H142V184L141 185H143L144 187H146V190H145V188H144V192L139 196L140 197V208H141V210H139V217L137 218L138 219V221L140 222V223H144V222H146L148 219H150V217L148 218V216H152V212L154 213V214H156L158 217H159V220H161V222L163 223V225L165 224L166 226H171L172 227V225H173V228H171V229H174V230H171V234H174V236L172 235V238L174 239V240H172L173 241V243H172V245H171V252H173V249H174V251L176 250V249H178V247L180 246V244L182 243V234L183 233H190V232H194V231H192V228H195V229H193V230H195V232L197 233L196 234V236H199L198 237V244L199 245H203L202 246V248H200V246H199V249L201 250V252L202 253H204L203 252V250L205 249L206 250V248L208 247V243H213V241H211V240H216L215 242H217V240L219 241L220 240V243L222 244V241H223V243H224V240H225V243H224V246H225V248L224 249H222L224 246H219V248L221 249V251H220V249L219 250H217V252H223V253H217L216 254V247H218L217 246V244H215V243H213V245L215 246L216 245V247H214L215 249L212 251V252H210V255H209V252H205L206 254H202V255H204L205 257H203L202 256V259L204 260V262H205V264H218V262H221V264L223 263V264H235V263H238V264H241V262L243 263V264H252L253 262V264H256V263H259V262H264L263 261V259H264V253H262V252H264V250L262 249V247L264 248V246H262L263 244H264V237L263 238H260V240H261V242H258V240L259 239H257V241L255 240V241H253V242H255V245L253 244V242L250 244V242L248 243H246L247 245H245L244 244V242L242 241L243 239H241V237H239V239L237 238L238 237V235L237 234H239V230L237 231L236 229H238L237 228V224H235L236 223V221L235 222H233L234 224L232 225L231 223H229L230 224V226H231V228H230V226H226L227 227V232H226V234H225V232H224V237L226 238V235H227V238H228V236L230 235V234H227L228 232L229 233H232L231 234V237L230 238H224L222 241H221V239H219L217 236L219 235L218 233H217V236L215 235L216 234V232L214 231L215 230V225L217 226L218 225V227H219V229H220V227H221V225L223 226V224L224 223H222V222H225V223H227L226 221H224V219H222L223 217L222 216H220V217H222V218H218V212H219V209H220V207H219V205H221V201H222V204H224L225 205V207L226 208H228V210H232V208H233V211H231V213L232 214H235V216H237V215H241L240 214V211H243V212H246V210H248V209H250V210H248L245 214L246 215H251L252 213H254V215L256 214V213H258V209H259V206L258 205H260V203H261V199H259V198H261V197H259L257 194H256V192L255 191H257V186H258V184H259V181L262 179L261 177L263 176V178H264V170H260V168L259 167H253L252 165H250V166H248L247 164H244V166H245V168H244V166L242 167V166H240L239 164V166H240V168H241V171H240V169H239V167L237 168V166L238 165H236L237 164V162H234L233 161V159H231L230 157H232V158H234V160H235V157H237L236 158V160H238L239 159V161L241 162V160H243V157H244V155L243 154H247L246 155V157H248L249 156V153L251 152L252 153V151H253V149H255L256 147V149L257 150H259V151H262L263 150V148H264V134H262V137H261V129L259 128L260 126V124H261V122H262V120H264V117H262L263 116V114L262 115H259V117L258 116H256V117H253L252 119H247V117H245V116H243V119L244 118H246L247 120H245L246 121V123H245V121H244V123L243 124H239L238 122H235V120H233L231 117H232V114H235L234 113V110L236 109L235 108V106H237L236 104V102L238 101V97H237V95L236 94H234V93H230L231 91H230V89H228V90H226L225 92H224V94H225V96L226 95H228V97H230V98H228V97H225L226 98V100H231V101H229L228 103H225L226 105L225 106H227L226 108L227 109H225V110H228L229 109V111H228V113H227V115L225 114H223L224 116H222V115H217V113H218V110L221 108H219V102L217 103L216 101H218V99H216V97H218V95H220V88L219 87H217L216 88V86L215 85H217L216 83H217V81H214V78L215 77H213V78H211L213 75L212 74H218L219 72V75H221L222 77H224L225 78V76L226 77H230L231 76V78H232V76H233V78L231 79L232 80V83H237L240 79V77H241V75H240V77H238L239 75H237V74H242L241 73V71L244 69V72L243 73H248L249 72V70L250 69H252L254 66H255V64H257V63H253L254 65H253V67L252 68H250V69H248L251 65H249V66H246V67H248L247 69L244 67V68H242L241 66L242 65H240V64H238L237 62H236V60H235V54L232 56V55H229V54H231V52L230 51H227V49H224L223 51H221L222 53L223 52H225L224 54H222L221 52H220V55H218V54H213L216 58L215 59H212V58H210V57H212V55H210V54H208V55H210V57L208 58V55L207 54H203V56L200 54V51H201V49H206V47H205V45L204 44H202L203 43V40L204 39H200V41H199V38L200 37H202L203 38V31H204V29H205V31L208 29V27H207V29H206V21L205 20H201L200 18H201V14H200V9H199V5H194V6H192V2H193V0H191V4L189 5V4H187V2H186ZM225 0H213V3L211 4V6H213V7H211V9H210V11H211V13L213 12L214 13V16H215V14L218 12V14L215 16V18H217V19H221V20H217L216 19V21H218V22H220L219 23V25L221 24L223 27H224V30H225V28H229V25H232V26H234V21H237V19H238V22H240L241 21V19H240V17L238 18V16L235 14V17L233 16V17H231V19L229 20V18L227 17V19H226V16L225 15H227L225 12L223 13V10H225V6L229 3V2H232L233 4H235V1H233V0H231V1H228V0H226V2H224ZM228 1V2H227ZM67 2H68V4H67ZM91 2H92V0L90 1V0H66L64 3H62V0H61V4L63 5V9H65V13H66V15H70V14H73V16H74V14L76 15V14H79L78 13V11L80 12V11H82V12H80V14L82 13V14H84V9H86L85 7L87 6V5H89V4H91ZM152 2H154V3H152ZM183 2V3H182ZM184 2L190 7H196L197 8V10H196V8H187L188 9V12L190 11L189 9H195L194 11H193V13L190 11V13L192 14H188L187 13V11H186V8H185V6H186V4L184 5ZM220 2V3H219ZM223 2H224V4H223ZM33 3H35V4H33ZM41 3V4H40ZM43 3V4H42ZM49 3V4H48ZM51 3H54V4H52V5H50ZM89 3V4H88ZM94 3H97V2H94ZM91 4V7L93 8L94 6H92V5H95V4ZM147 3V4H146ZM217 3V4H216ZM32 4V5H31ZM40 4V5H39ZM98 4V3H97ZM219 4V5H218ZM223 4V5H222ZM226 4V5H225ZM35 7H34V6ZM68 5V6H67ZM100 5V4H99ZM162 5V6H161ZM165 5V6H164ZM181 5V6H180ZM183 5V6H182ZM225 5V6H224ZM44 7V8H41V7ZM48 6V7H47ZM90 6V5H89ZM95 6H97V5H95ZM102 6V5H101ZM136 6V5H135ZM188 6H186V7H188ZM216 6H218V8L220 7V9H221V11H219L220 9H218ZM236 7L235 8H237V5H235ZM41 8V9H38V8ZM64 7H66V8H64ZM163 7V8H162ZM215 7V8H214ZM223 7V8H222ZM239 7H240V5L238 6V8L237 9H235V11H237L238 12V9H239ZM46 8H47V10H46ZM90 8V7H89ZM91 8V9H92ZM94 8H96L97 9V7H94ZM94 8H93V11H90V14H91V12H92V14L93 15H99L100 14V9H101V7H100V9H99V7H98V11H96V10H94ZM167 9L166 10V12H164V10L163 11H161L162 9ZM35 9H37V10H35ZM90 9V10H91ZM169 9H170V6H169ZM212 9H213V11H212ZM216 9V10H215ZM223 9V10H222ZM39 10V11H38ZM68 10V11H67ZM240 10V9H239ZM36 11V12H35ZM38 11V12H37ZM45 11V12H44ZM64 11V10H63ZM68 12V14H67V12ZM102 11V10H101ZM184 11V12H183ZM198 13H197V12ZM35 13V15H34V13ZM44 12V13H43ZM95 12H98V13H95ZM158 12V11H157ZM194 12L195 13H197V14H194ZM222 12V13H221ZM236 12V13H237ZM31 13H32V15H31ZM36 13H37V15H36ZM38 13H40V14H38ZM64 13V14H65ZM182 13H184L183 15H182ZM221 13V14H220ZM238 13H240V12H238ZM237 13V14H238ZM79 14V15H80ZM140 14H143L144 15V13H140ZM171 14V15H172ZM178 14V15H179ZM222 14H224L223 16H222ZM41 15H42V17H41ZM143 15H141L142 17H143ZM146 15V14H145ZM197 15V16H196ZM65 16V15H64ZM141 16H139V18L138 19H140V20H142V17ZM189 16V17H188ZM196 16V17H195ZM199 16H200V18H199ZM220 18H219V17ZM228 16V15H227ZM197 18V19H195V18ZM223 17H225V19L223 20ZM237 17V18H236ZM47 18H45V19H47ZM68 19L66 20V17H65V20H62L61 22H63L64 24H62L61 25V22H60V24L59 25H56V27L55 26H52V27H50V29H48L50 32L52 31V30H54V31H52V34H54L55 32V34H56V36L58 37V39L59 40H62V42H64V45H62V51H64V54H63V62L62 61H60V63H58V66L60 67V68H57L58 70L59 69H61L62 68V71L61 70H59L60 71V73L61 72H65L67 75H69V74H71L73 71L72 70H74V68H76L77 66H76V64L78 65V62H79V60L81 59V57H83V55L86 53L85 51V53L83 52V50H85V48H84V44H83V42H82V39L80 38V35H78L77 36V33L74 35V24H73V22H72V20L71 19H69L70 17H67ZM72 18V17H71ZM124 19L126 18V16H124L123 17ZM162 18V19H163ZM190 18V19H189ZM32 19V20H31ZM124 19H120V21L121 20H123V21H125ZM144 19H145V17H144ZM187 19V20H186ZM193 19H195L196 21H194ZM234 19V21H232ZM236 19V20H235ZM240 19V20H239ZM139 20V22H141ZM186 20V21H185ZM192 20V22L190 23V21ZM229 20V21H228ZM26 21V22H27ZM171 21H172V24H171V26L169 25L170 23H171ZM201 21V22H200ZM202 21H204L203 23H202ZM222 21V22H221ZM224 21V22H223ZM227 21V22H226ZM30 22V23H29ZM32 22H34V23H32ZM122 22V21H121ZM127 22V21H126ZM125 22V23H126ZM187 22H189V23H187ZM197 22V23H196ZM198 22H199V24H198ZM233 22V23H232ZM237 22V23H238ZM68 23H69V28H67V30H69L68 32L70 33H68L67 32V30H66V25H68ZM123 23V22H122ZM124 23V24H125ZM201 23V24H200ZM230 23V24H229ZM31 24V25H30ZM34 24V25H33ZM123 24V25H124ZM174 24V25H173ZM178 24V25H177ZM192 24H195V26H193ZM227 24H229V25H227ZM33 25V26H32ZM101 25V28L98 26L97 28L98 29H101V30H99L98 32H100L99 33V36L101 37H97V35H98V33H97V35H96V33L95 32H97V31H95V32H93V33H95L94 34V38H89V40H91V42H89V40H88V38L86 37V39L88 40V43H89V46L91 45V47H89L90 49V51L92 52V55H93V57H95V58H97V59H101V61H102V63L103 62H105V63H103V64H109V62L110 63H112V64H114V65H116L117 64V62L115 61V59L117 58V56H118V54H116V53H118L119 51H117L118 50V47L119 46H117V45H119L118 44V39L116 38L117 36L115 35V29H111L110 28V26H108V27H106L105 25L106 24H104V26H103V23L102 24H100ZM120 25H121V23H120ZM143 25V26H142ZM164 25V26H163ZM200 25V26H199ZM206 25V26H205ZM225 25V26H224ZM30 27V29L29 28H27V27ZM122 26V25H121ZM179 26H182L181 28H178ZM185 26H187L186 27V30L184 29V27ZM192 26V32L194 31L195 33H196V31H197V35L193 32L192 34L190 33L191 32V27ZM228 26V27H227ZM232 26H231V28H232ZM36 28V29H33V31H32V29L31 28ZM56 29H55V28ZM63 27V28H62ZM65 27V28H64ZM102 27H104V28H102ZM125 27V26H124ZM123 26H122V32H125V30L127 31V36L125 37V35H123V37H125L124 39H127L126 41H129L128 39V28L127 27H125V28H127V29H125ZM143 27V28H142ZM167 27L169 28V29H167ZM174 27H176V30L175 29H173ZM58 28V29H57ZM106 28V29H105ZM107 28H108V30H107ZM113 28V27H112ZM145 28V29H144ZM165 30H163V29ZM180 29V31H182L183 30V32H184V30H185V35H186V40L188 39V37H189V40H183V39H181L180 37L178 38L177 36H176V34H178V29ZM65 29V30H64ZM73 29V30H72ZM97 29V30H98ZM125 29V30H124ZM148 29V30H147ZM170 29H173V30H170ZM182 29V30H181ZM197 29V30H196ZM198 29H199V31H198ZM203 29V30H202ZM55 30H59L60 31V34H59V31H58V33H57V31H55ZM63 30V31H62ZM96 30V29H95ZM103 30V31H102ZM146 30V31H145ZM169 31V32H167V31ZM64 31H66V32H64ZM71 31V32H70ZM177 32V33H175V32ZM232 31H234V30H232ZM34 32L36 33L35 35H34ZM65 34H64V33ZM113 32V33H112ZM145 32V33H144ZM148 32V33H147ZM187 32H189V33H187ZM200 32V33H199ZM201 32H203V33H201ZM33 33V34H32ZM73 33V34H72ZM110 33H112L113 35H115L116 37L114 38V36H112ZM130 33V32H129ZM153 33V34H152ZM162 33V34H163ZM169 33V34H168ZM171 33V34H170ZM173 33H175V36H176V38L177 39H181L179 42H178V40L175 38V36H173ZM146 34H148V35H146ZM188 34H190V36H192L191 38H190V36H187ZM195 34V35H194ZM202 34V35H201ZM86 35V34H85ZM102 35H103V37H102ZM151 35V36H150ZM153 35H154V37H153ZM170 37H169V36ZM201 35V36H200ZM32 36V39L33 40H30L31 39V37H29L28 39L31 41V43H29L28 42V40H27V42L29 43V46H32V48L34 47H36V44H34L33 42H36V41H34L35 39H34V37ZM63 36H64V38H63ZM98 38H96V37ZM129 36H132L131 35V33L129 34ZM156 36V37H155ZM164 36V37H163ZM198 36V37H197ZM45 37V40H47V36L45 35V36H43V38ZM47 37V38H46ZM109 37V38H108ZM111 37H113V38H111ZM147 37V38H148ZM159 37H161V39L159 38ZM163 37V38H162ZM193 37H196L195 39L193 38ZM62 38V39H61ZM81 40H80V39ZM102 38L104 39V40H106V42L105 41H102ZM111 38V39H110ZM131 38V37H130ZM168 38H170V39H168ZM174 38V39H173ZM49 39V38H48ZM65 41H64V40ZM84 37H83V41H84ZM85 39V41L84 42H86L87 40ZM92 39L94 40V41H92ZM113 39L115 40V41H113ZM176 39V40H175ZM191 39V40H190ZM98 40V42H96ZM176 41L177 42V44H176V42L174 43L173 41ZM33 41V42H32ZM182 41V42H181ZM96 42V43H95ZM102 42H105L104 44L102 43ZM170 42H173V44L172 43H170ZM185 42H187V43H185ZM200 42V43H199ZM28 43H27V46H28ZM33 43V44H32ZM67 43V44H66ZM72 43V44H71ZM99 43H100V45H99ZM114 43H115V45L117 46H115L114 45ZM128 43V42H127ZM158 43V45H156ZM164 43V44H163ZM170 43V44H169ZM180 43H182V45L183 44H188V46L187 45H181ZM205 43V42H204ZM31 44V45H30ZM63 44V43H62ZM97 44V45H96ZM167 44H168V48H167ZM179 44V45H178ZM200 44V45H199ZM65 45H67V47L65 46ZM69 45V46H68ZM71 45V46H70ZM73 45V46H72ZM93 45H95V46H93ZM159 45L161 46V48L159 47ZM175 47V46H182V47H180L179 49H176V48H178V47H176V48H174L173 46ZM189 45H192L193 47L191 48V46L189 47ZM194 45L196 46V47H194ZM28 46V47H29ZM166 46V47H165ZM204 46V47H203ZM44 47V46H43ZM41 48V49H44V48ZM67 48V51H65L66 50V48ZM68 47H70V48H68ZM85 47H86V45H85ZM114 47V48H113ZM159 47V48H158ZM165 47V48H164ZM32 48H27V49H32ZM33 48V49H34ZM81 48H84V49H81ZM111 48V49H110ZM113 48V49H112ZM117 48V49H116ZM183 48V49H182ZM189 48V49H188ZM201 48V49H200ZM32 49V50H33ZM36 49V48H35ZM35 49H34V51H29V50H27V54H28V51H29V53L30 54H28V56H27V54H26V57H29V56H31L30 57V59L31 60H33L34 59V62L32 61H30V59L28 60V66H30V64H34L35 66L38 64V66H36V68H38L39 66V69L40 70H38V69H34L33 71H32V69L34 68L33 67V64L31 65V67H29V68H27V69H29L27 72H28V74H27V72L25 73V77H27V79H30V80H32L31 81V83H30V80H28V81H25L24 82V85L27 83L28 85L30 84V86H29V88L32 90V92H31V90L28 88V86H27V84H26V89H25V87H24V89L26 90V93H27V90L30 92L29 93V95L28 96H30L32 93H33V89L34 90H36L37 88H38V86H36V85H41L42 83H44V77L43 76H45L46 74H44V73H42L41 71L43 70L44 71V69H46L45 71H46V73H47V68H46V66L44 67V62H42V60H44V51L42 52V50H39V52L37 53L38 55V58H37V56H35L36 55V53H35ZM74 49H75V53H73L74 52ZM102 49V50H101ZM110 49V50H109ZM120 49V48H119ZM159 49L161 50V49H163V51L161 50V51H159ZM179 50V51H176V50ZM180 49H181V51H180ZM195 49V50H194ZM72 50V51H71ZM115 50V51H114ZM156 50V49H155ZM165 50V51H164ZM167 50V51H166ZM193 50V51H192ZM196 50H199V51H196ZM204 50H202L204 53H205V51ZM81 51V53H83V54H81V53H79ZM182 51H183V53H182ZM202 51H201V53H202ZM40 52H42V54H44V55H42ZM101 52V53H100ZM161 52V53H160ZM165 52H167V53H165ZM180 52V53H179ZM193 52H195V53H197V54H195L194 53V55H193ZM34 53V55H31V54H33ZM45 53H46V51H45ZM65 53H67V54H65ZM71 53V54H70ZM95 53V54H94ZM110 53V54H109ZM176 53H178V54H176ZM39 54L41 55V57L39 56ZM103 54V55H102ZM105 54H107V55H105ZM113 54H115L116 56H115V58H114V55ZM163 56H162V55ZM179 54H181V55H179ZM199 54H200V56H199ZM229 55V56H226V55ZM74 55H75V58H73L74 57ZM82 55V56H81ZM176 55V56H175ZM178 55V56H177ZM193 55V56H192ZM196 55V56H195ZM198 55V56H197ZM207 55V56H206ZM70 56H72L71 58H70ZM175 56V57H174ZM180 56H182V57H180ZM189 56H190V58H189ZM194 56H195V59H197V60H195L194 59ZM201 56H202V58H201ZM206 56V58H204L203 59V57H205ZM223 56H225L224 58H226L227 59V61H226V59H224L223 58ZM34 57H36V59L34 58ZM39 57L40 58H42V60H41V63H40V59H39ZM99 57V58H98ZM177 57H180V58H183V59H178ZM184 57H186V59L184 58ZM196 61H194L192 58ZM197 57V58H196ZM219 57H220V60H219ZM222 57V58H221ZM229 57V58H228ZM103 58H105V59H103ZM113 58V59H112ZM214 58V57H213ZM254 59H252V61L253 60H255L256 59V57H253ZM67 59V60H66ZM68 59H69V61H68ZM70 59H73V61H74V63H72L73 61L72 60H70ZM76 59V60H75ZM192 59V60H191ZM209 59H211L212 60V62H210L209 61ZM217 59V60H216ZM258 59V58H257ZM260 59V58H259ZM258 59V61L257 60H255V62H258V64L256 65V67H257V70H256V67H254V69H252L250 72H249V74L250 73H252L253 71H255V72H257L258 71V73H260V72H262V63L260 64V62H261V60H259ZM39 60V61H38ZM112 60H114L115 62H116V64L114 63V61H112ZM188 62H187V61ZM206 60V62H207V60L209 61V62H204V61ZM214 60V61H213ZM221 60H223L221 63L219 62V61H221ZM30 61V62H29ZM66 61H68L69 62V64H67L68 62H66ZM76 61V62H75ZM78 61V62H77ZM107 61V62H106ZM117 61H118V59H117ZM119 61H121V60H119ZM218 61V62H217ZM232 61V62H231ZM38 62V63H37ZM62 62V63H61ZM66 62V63H65ZM194 62V63H193ZM199 62V63H198ZM203 62H204V64H203ZM223 62L225 63V62H227L226 64H223ZM232 64H231V63ZM236 62V63H235ZM254 62V61H253ZM42 63H43V65H42ZM188 63V64H187ZM197 63H198V65L199 64H202V65H200V66H198L197 65ZM213 63V64H212ZM217 63V64H216ZM223 64V65H220V64ZM40 64V65H39ZM68 66H66V65ZM71 64H74V65H72L71 66ZM206 64V65H205ZM218 64H219V66H218ZM231 64V65H230ZM235 66H234V65ZM238 64V65H237ZM41 65H42V67L44 68H42L41 67ZM110 65V64H109ZM108 65V66H109ZM119 65V64H118ZM207 65H212L211 67V69L210 70H212L213 72H207L206 70V67H207ZM237 65V66H236ZM240 65V66H239ZM260 65V66H259ZM27 66V67H28ZM57 66V67H58ZM65 66V67H64ZM71 66V68H73V69H71V68H69ZM107 66V67H108ZM198 66V67H197ZM205 67V69H204V67ZM214 66H215V68H219V67H221V68H219V70H221V71H219L218 72V69L216 70L215 68H214ZM217 66V67H216ZM230 66H234V68H232V67H230ZM239 66V67H238ZM165 67H167L166 65H165ZM226 67V68H225ZM230 67V68H229ZM238 67V68H237ZM64 68V69H63ZM237 68V69H236ZM261 68V69H260ZM26 69V70H27ZM30 69H31V71L33 72V74H31L29 71H30ZM65 69H66V71H65ZM68 69V70H67ZM96 69L97 68H95L94 69V72H96ZM164 69V68H163ZM167 69V68H166ZM194 69V70H193ZM214 69H215V71H214ZM227 69H229V72H227L228 70ZM241 69V70H240ZM260 69V70H259ZM36 70V71H35ZM37 70H38V72L40 73V74H37V75H39L41 78H39V76H37L38 78H35L34 79V75L36 74V73H38L37 72ZM64 70V71H63ZM165 70V69H164ZM189 70V71H188ZM197 70V71H196ZM203 72H202V71ZM225 70V72L227 73H225V72H223ZM233 70V71H232ZM234 70H235V72H234ZM245 70H247V71H245ZM44 71V72H45ZM71 71V72H70ZM231 71V72H230ZM260 71V72H259ZM34 72H36V73H34ZM69 72V73H68ZM194 72V73H193ZM198 72H200L201 74L202 73H204V74H202V75H204V76H202V75H200V73H198ZM223 72V73H222ZM237 72V73H236ZM64 73V74H65ZM206 73H210V74H206ZM231 73V74H230ZM236 73V74H235ZM31 74V75H30ZM41 74L43 75V76H41ZM147 74V73H146ZM229 74V75H228ZM233 74V75H232ZM191 75V76H190ZM235 75H237V76H235ZM244 75V74H243ZM259 75H261V73L259 74ZM33 76V77H32ZM144 76V75H143ZM190 76V77H189ZM207 76V77H206ZM29 77V78H28ZM43 77V78H42ZM146 77H147V75H146ZM31 78H33L34 79V81L36 80V79H38L39 81L37 82V84L35 85L34 83H36V81L34 82L33 81V79H31ZM235 78V79H234ZM237 78V79H236ZM26 79V78H25ZM144 79H145V77H144ZM143 79V80H144ZM148 78H146V80H147ZM202 81H201V80ZM40 80L41 81H43L42 83H40ZM146 80H144L145 82H146ZM187 80V79H186ZM200 80V81H199ZM238 80V81H237ZM148 81V80H147ZM200 83H199V82ZM234 81V82H233ZM236 81V82H235ZM34 82V83H33ZM182 82V81H181ZM39 83V84H38ZM183 83V82H182ZM31 84H34V85H32L31 86ZM194 84L196 85V86H194ZM191 85V86H190ZM194 86V88H193V86ZM198 85V86H197ZM42 86V85H41ZM198 87V88H197ZM194 90H193V89ZM197 89V90H196ZM217 89V90H216ZM220 90V91H219ZM249 96H251V97H249V98H254V99H258L259 97L258 96H256L255 94V92H257V94H258V91H260L259 93H264L263 92V90L261 91V90H258V89H255L254 90V88H252V90H254L253 92H252V90H251V88H249ZM258 90V91H257ZM197 91V92H196ZM220 92L218 95H217V93L218 92ZM166 92V91H165ZM165 92H163V93H161V94H159V95H157L156 96V98H155V100H157L158 99V96H159V98H161L162 97V94H165ZM183 92V93H184ZM194 92H196V93H194ZM227 92V93H226ZM233 92V91H232ZM252 92V93H251ZM193 93V94H192ZM228 93H230V94H228ZM253 93H254V95H253ZM190 94V95H189ZM258 94V95H260V98H263V95L264 94ZM26 95V96H27ZM184 95H186L187 97H184ZM215 95V96H214ZM232 96V98H231V96ZM236 95V96H235ZM27 96V97H28ZM188 96H189V98H188ZM214 96V97H213ZM235 98H234V97ZM254 96H256V98L254 97ZM95 97L96 96H94V99H95ZM215 98V99H212V98ZM236 97H237V99H236ZM185 100H184V99ZM208 98V99H207ZM210 98V99H209ZM228 98V99H227ZM234 98V100H232ZM188 99V100H187ZM98 99H96V101H97ZM179 100V101H178ZM207 100V101H206ZM210 100V101H209ZM186 101V102H185ZM189 101V102H188ZM212 101V102H211ZM214 101V102H213ZM234 101V102H233ZM180 102V103H179ZM217 103V104H216ZM90 104H92V105H90V107L91 108H93L94 110L96 109V108H98V106L99 105H102V104H100V103H90ZM147 104H150V103H147ZM229 106H228V105ZM231 104V105H230ZM248 104V103H247ZM247 104H245V105H247ZM251 104H253L254 106H252ZM251 104H249L251 107V109H250V111L251 110H253V108L256 110H263L264 108V104L262 105V103H251ZM256 104V105H255ZM263 106H261V105ZM110 105V106H109ZM108 105V109L110 110V112H109V110H108V112H107V114H108V116L109 117H111V115L113 114V111L112 110H116V112H114L115 113V115L113 114L112 116V118H119L120 117V115L117 113V111H118V108L117 107H115V109H114V107H112L111 108V106L112 105H114L113 103H112V105H111V103ZM217 105V106H216ZM232 105H234L233 106V108L232 107H230V106H232ZM249 105H247L248 106V108H249ZM93 106V107H92ZM95 106V107H94ZM246 106V107H247ZM259 106V107H258ZM101 107V106H100ZM99 107V108H100ZM110 107V108H109ZM230 107V108H229ZM262 109H261V108ZM98 108V109H99ZM155 108V109H154ZM163 108V109H162ZM217 108H219L218 110H217ZM248 108H246V110L248 111L249 109ZM97 109V110H98ZM112 109V110H111ZM156 109L158 110V111H156ZM148 110V109H147ZM155 110V111H154ZM168 111V113H167V111ZM164 111V112H163ZM217 111V113H215ZM231 112V113H230ZM233 112V113H232ZM236 112V111H235ZM117 113V114H116ZM212 115H211V114ZM220 113V112H219ZM218 113V114H219ZM149 114V113H148ZM117 115H118V117H117ZM156 115H157V117H156ZM200 115V116H199ZM206 115H207V117H206ZM208 115H210L209 117H208ZM214 115V116H213ZM231 115V116H230ZM115 116V117H114ZM201 117L202 119L200 120V118L199 117ZM203 116H205V117H203ZM216 116V117H215ZM226 116H227V118H226ZM146 117V118H145ZM219 117V118H218ZM231 118V120H230V118ZM145 120H144V119ZM152 120H151V119ZM167 118V119H166ZM199 118V121L197 120V119ZM206 118V119H205ZM208 118V119H207ZM229 118V119H228ZM254 118L258 121H256V123H255V121H254ZM261 118H262V120H261ZM138 119V120H137ZM203 119H205V120H203ZM225 121H224V120ZM242 119V120H243ZM149 120V121H148ZM150 120H151V122H150ZM192 120V121H191ZM197 121V122H195V121ZM208 120H209V122H208ZM223 120V121H222ZM260 120H261V122H260ZM175 121H177V122H175ZM182 121H183V124L185 123V121L187 122V123H185V129L186 130H184L183 131V133L182 132H180L179 130L178 131H174L173 129L176 127V125H183L182 124ZM188 121H189V123H188ZM194 121V122H193ZM250 122V123H248V122ZM191 122V123H190ZM260 122V123H259ZM264 122V121H263ZM179 123H181V124H179ZM194 123V124H193ZM198 123V124H197ZM217 123V124H216ZM219 123H221V124H219ZM232 123V124H231ZM257 123H259V124H257ZM186 124H189V127H187L188 125H186ZM191 124H192V126H191ZM211 124L213 125V126H211ZM224 124H225V126H226V124H228V126L225 128L224 127ZM230 124V125H229ZM223 125V126H222ZM232 125H234V126H236L237 128H240V130L239 129H236V127H234L233 128V126ZM238 125V126H237ZM249 125L251 126V127H249ZM253 125V126H252ZM257 125V126H256ZM190 126H191V128H190ZM241 126V127H240ZM259 126V127H258ZM167 127V128H166ZM194 127V128H193ZM212 127V128H211ZM220 129V130H217L218 128ZM221 127H223V128H225V129H223V128H221ZM230 127V128H229ZM254 127V128H253ZM217 128V129H216ZM229 128V129H228ZM234 130H233V129ZM241 128H246V129H241ZM249 128V129H248ZM250 128H251V130H250ZM257 128V129H256ZM168 129H170V130H168ZM171 129H172V131H171ZM176 129V128H175ZM255 129V130H254ZM259 129V130H258ZM165 130H167V131H165ZM209 130L211 131L212 130V133L211 134H209ZM232 131V135H233V137L231 136V134L229 135V133H231V132H228V131ZM242 130V131H241ZM246 130H247V132H246ZM45 131H47L46 129H45ZM77 131V130H76ZM173 131H174V133H173ZM214 131V132H213ZM216 131V132H215ZM221 131V132H220ZM245 131V132H244ZM248 131L250 132H253V133H248ZM254 131H257L259 134H257V132H255L254 133ZM263 131V130H262ZM79 132V131H78ZM78 132H74V134H78ZM169 132V133H168ZM178 132V133H177ZM236 132H239L240 133V136H239V133L238 134H236ZM243 132V133H242ZM46 133V132H45ZM83 133H85L84 135L82 134V133H80L79 132V134L77 135V137H74V140H75V138H76V142L74 141V143H75V145H77V144H79V143H82L83 142V144H79V146H84L83 148L84 149H82V148H80V149H82V151L79 149V146H77V148H78V150L75 152L76 153V157H78V158H76L75 159V161L78 159L79 160V162H78V160H77V162H75L74 163V166H73V170H72V173L74 172V169L76 170H81L82 172H85L86 174H89L90 172H89V169H88V167H89V165H92V166H94V164L96 163V161L97 160H99V156L97 155V154H99V152L97 153L96 151H97V148L95 147V145H94V143L92 142V140H90L91 139V137L89 138L88 136V134H86V132H83ZM177 133V134H176ZM180 133V134H179ZM245 133V134H244ZM248 133V134H247ZM262 133H264V132H262ZM42 134H44V132L42 133ZM48 134V132L46 133V135ZM80 134H82V135H80ZM174 134V135H173ZM186 136H185V135ZM242 134H244V136L242 135ZM257 134V135H256ZM64 135V134H63ZM62 135V136H63ZM76 135H74V136H76ZM194 135V136H193ZM225 135V136H224ZM236 135H237V137H236ZM246 135H248V136H246ZM252 137L253 135L256 137H252V138H254V140L250 137V136ZM258 135H259V137H258ZM45 136V135H44ZM81 136V137H80ZM86 137V138H89V141L88 142H84L83 140H85V138H82V137ZM131 136V137H130ZM221 136H222V138H221ZM226 136H228V137H226ZM234 136H235V138H234ZM240 138H239V137ZM48 137V136H47ZM192 137V139L190 140V138ZM230 137H232V138H230ZM241 137H249V138H251L252 140H253V143L251 144V143H249V144H247V145H249L248 146V148L245 146V149H244V145H243V142H242V140H243V138H241ZM259 139H258V138ZM260 137H261V139H260ZM197 138V139H196ZM220 138H221V140H220ZM229 140H228V139ZM233 138H234V140H233ZM82 139V140H81ZM184 139V140H183ZM187 139H189L188 141H186ZM203 139V140H202ZM223 139V140H222ZM233 141H232V140ZM239 139V140H238ZM245 139V138H244ZM258 139V140H257ZM86 140H88V139H86ZM196 140H198V141H196ZM203 141V142H201V141ZM230 140H231V142H230ZM236 140L238 141V142H236ZM240 140H241V147L243 146V149L242 148H239V149H242V151L244 152H242L241 150H239L238 149V147L240 146ZM246 140H248V139H246ZM245 140V141H246ZM261 142H260V141ZM80 141V142H79ZM186 141V142H185ZM200 141V142H199ZM207 143V144H205V142ZM226 141V142H225ZM249 141V140H248ZM248 141H246L244 144L246 145V143H248ZM255 141V142H254ZM257 141V142H256ZM79 142V143H78ZM189 142V143H188ZM196 144V142L198 143L199 142V145H197V146H195V148L197 147H200L199 149H198V151L200 152V153H202L201 154V156H200V153L197 151L196 152V150L197 149H195L194 150V148L192 147V146H194V143ZM229 142V144H226V143H228ZM232 142H235V143H232ZM260 142V143H259ZM77 143V144H76ZM84 143H85V145H84ZM92 143V144H91ZM193 143V144H192ZM201 143V144H200ZM224 143V144H223ZM257 143H258V145H257ZM203 144V145H202ZM211 144V145H210ZM214 144V145H213ZM234 144H237V146L238 147H236V145L233 147V146H231V145H234ZM261 144L263 145V147L261 146ZM74 145V146H75ZM205 145V146H204ZM206 145H207V147L208 148H210V149H208L207 151H206ZM229 147V151L230 150H234V149H237L235 152H237V151H240L241 152V154H242V157H241V155H240V158H239V153L240 152H237L238 154L235 156V152L233 151H228V153H230V155H229V157H227L226 155L227 154H225V149H227L228 147ZM203 146V147H202ZM212 146H213V150H212ZM251 146V147H250ZM253 146V147H252ZM255 146V147H254ZM260 146L262 147V148H260ZM92 147V148H91ZM226 147V148H225ZM231 147V148H230ZM259 147V148H258ZM193 148V153H192V151H191V149ZM205 148V149H204ZM218 148V149H217ZM234 148V149H233ZM249 148H251L250 149V151H249ZM253 148V149H252ZM92 149H95V151L94 150H92ZM217 149V150H216ZM221 149V150H220ZM223 149V150H222ZM190 150V151H189ZM202 150H204V151H201ZM210 150V151H209ZM215 150V151H214ZM244 150H247V151H249V152H245ZM252 150V151H251ZM114 151V152H113ZM217 151V152H216ZM222 151V152H221ZM224 151V152H223ZM80 152V153H79ZM116 152H118V149H115V150H112L111 151V156L113 157V159H110L109 157H103V160H104V166L103 167H105L106 169H103V174H102V176L103 177H101V178H103V179H100L99 178V176H97V172H94V170H96V169H92L91 167H90V169L91 170H93V172H91L90 174L92 175V173H93V175H95L96 174V176H94V178L92 177H90V179L92 180V179H94L95 181H96V183L93 185V187H91V188H93V190L90 192V196H91V198L92 199H96V200H93V203H94V201H95V204L97 203V201H99V200H101V198L105 195L106 196V198L108 199V202L109 203H111V207H113V208H111V210H110V214H112V213H116V214H118V213H120L121 215H125L124 216V218H125V222H127L128 220H129V218H130V216H128V214L130 213V211L129 210H131L130 209V204H131V201H128V200H130V198L128 197V195L127 194H129V193H131V191L133 190V187L135 186V182H134V179H135V177H131L132 175H133V172H134V170H135V168H131V167H134V166H131V165H133L134 164V162H133V159H132V161H131V159H130V164H129V159L126 161V162H121V160H119L116 156H118V154L115 156L114 154L116 153ZM204 152H205V154H204ZM211 152H213V153H211ZM216 152V153H215ZM218 152H220V153H222V155L219 153L218 154V157H217V160L215 159V155L217 156V153ZM95 153H97V154H95ZM192 153V154H191ZM198 155H197V154ZM191 154V155H190ZM194 154V155H193ZM197 156H196V155ZM206 154H208V155H206ZM212 155V156H209V155ZM223 154H225V155H223ZM192 155H193V157H192ZM214 155V156H213ZM221 155V156H220ZM233 155V156H232ZM199 156V157H198ZM220 156V157H219ZM235 156V157H234ZM79 157H81V160L79 159ZM198 157V158H197ZM214 157V159L215 160H213L212 158ZM222 157V158H221ZM225 157H227L228 159H226ZM194 158V159H193ZM196 158V159H195ZM53 159V158H52ZM224 159V160H223ZM85 160V161H84ZM193 160H195L196 161V163H194L193 164V166H195V167H197V166H199L198 168L199 169H201L204 165V167H203V169L202 170H207V172H202L203 174H202V177H203V179L205 180L206 178H208L207 179V181L206 182H208V180H209V182L210 183H208V184H210V185H212L213 186V188H214V190L211 192L212 193V197H211V195H210V192H207V194L206 193H204V192H201L199 189H197L198 188V186H189L190 184H185V190H184V188H183V191H184V197H185V201H184V203L182 202V206H181V209L182 210H179V213H178V215H177V212H178V210H177V200H176V198H175V196H174V194H175V189H174V185H172V183L174 184V182L175 181H177L179 178L177 177V172L179 171L180 172V174L182 175V174H184L185 175V173L187 174V173H189L188 171H187V167L189 166V165H191V163H193L194 161ZM221 160V161H220ZM224 162H223V161ZM225 160H228L227 162H225ZM81 161V162H80ZM168 161V162H167ZM198 161V162H197ZM216 161V162H215ZM219 161V162H218ZM229 161H231V163L229 162ZM49 162H52L53 163V160L52 161H46V162H42L41 163V167H42V174H43V172H44V177H48V179L51 181V179H50V176H52L53 177V171H52V174H49V170H51V163H49ZM55 162V161H54ZM133 162V163H132ZM156 162H157V164H156ZM233 162V163H232ZM239 162V163H240ZM46 163H47V165H46ZM49 163V164H48ZM80 163H82L83 165H80ZM86 163H88L87 165H88V167H86V169L87 170H85L84 168H85V166H87V165H85ZM120 163V164H119ZM123 163H125V164H123ZM166 163H169L168 165L166 164ZM172 163V164H171ZM188 163V164H187ZM225 163H227V164H225ZM234 163H236V164H234ZM243 163H245V162H243L242 161V163H240V164H243ZM54 164V163H53ZM76 164V165H75ZM77 164L80 166V167H82L83 166V169H81V168H79V166H77ZM186 164H187V166H186ZM198 164V165H197ZM199 164H201V166L199 165ZM225 164V165H224ZM230 164V165H229ZM231 164H233L232 166H231ZM47 167V169L45 170V169H43V167L44 168H46L45 166ZM50 165V166H49ZM120 165L123 167V168H121L120 167ZM130 166V168H129V166ZM157 165V166H156ZM174 165V166H173ZM227 165H229V166H227ZM234 165H236V167L234 166ZM166 166H167V168H168V166H170V167H173V168H168V169H166ZM206 166H207V169H206ZM223 166V167H222ZM234 166V167H233ZM248 166V167H247ZM252 166V167H251ZM75 167V168H74ZM76 167H78V168H76ZM151 167V168H152ZM212 167H214V168H212ZM227 169V168H229L228 170H224L225 168ZM233 167V168H232ZM50 168V169H49ZM210 168H212V169H210ZM235 168V169H234ZM119 169H121V170H119ZM122 169H124V170H122ZM132 169V170H131ZM172 169V170H171ZM222 169H223V171H222ZM231 169H233V170H231ZM236 169H237V171H236ZM242 169H243V171H242ZM244 169H247L246 170V172H245V170ZM251 169V170H250ZM256 169H258L257 171H256ZM83 170H85V171H83ZM105 170V171H104ZM176 172H175V171ZM201 170V171H202ZM215 170V171H214ZM235 170V171H234ZM238 170L240 171V172H238ZM250 172H249V171ZM255 170V171H254ZM48 171V172H47ZM81 171H75L72 175H73V179H74V177L75 176H77L76 178H75V181H76V179L78 180V178L79 177H82V176H79V175H82V174H84V173H82L81 174ZM121 171H123V172H121ZM170 171V172H169ZM187 171V172H186ZM222 171V172H221ZM224 171H227V173H224ZM248 171V172H247ZM254 173H253V172ZM46 172V173H45ZM88 172V173H87ZM119 172H121V173H119ZM126 172V173H125ZM129 172V173H128ZM173 172L174 173H176V174H173ZM183 172V173H182ZM217 172V173H216ZM260 172V173H259ZM51 173V172H50ZM219 173V174H218ZM225 175H224V174ZM245 173H247V174H245ZM250 173H252V175L250 174ZM263 175H262V174ZM47 174H48V176H47ZM90 174H89V176H90ZM105 174V175H104ZM130 174H131V176H130ZM173 174V175H172ZM260 174V175H259ZM120 175H123V176H121L120 177ZM129 175V176H128ZM168 175H169V178H168ZM212 175V176H211ZM219 175L220 176H222L223 178H222V180H220L221 179V177L219 178ZM246 175H249V176H246ZM253 175H255L256 176V178H254L253 177ZM175 176V177H174ZM179 176V175H178ZM205 176H207V177H205ZM226 176V177H225ZM251 176L254 178V179H252L251 178ZM259 176H261L260 178H259ZM51 177V178H52ZM105 177H107V178H105ZM180 178H182L181 176H179ZM205 177V178H204ZM249 177V178H248ZM98 178H99V180H98ZM105 178V179H104ZM159 178V179H158ZM176 178H178V179H176ZM227 178V179H226ZM244 178H245V181H244ZM258 178V179H257ZM80 179V181H81V178H79ZM157 179V180H156ZM174 179V180H173ZM176 179V180H175ZM212 179V180H211ZM228 180V182L226 181V180ZM248 179H249V181H248ZM251 179V180H250ZM98 180V181H97ZM101 180H103V185H102V182H101ZM106 181V184H105V181ZM120 180V181H119ZM153 180H156V181H153ZM170 180H173L172 182H170ZM180 180H182V179H180ZM211 180V181H210ZM223 180L224 181H226L225 183H223L224 185H227L226 187L221 183V182H223ZM253 180V181H252ZM256 180V181H255ZM74 181V180H73ZM94 181V182H95ZM143 181V180H142ZM218 181V182H217ZM220 181V182H219ZM243 181V182H242ZM246 181H248L247 183H248V186L246 185ZM255 181V182H254ZM77 182V181H76ZM93 181H92V183H94ZM98 182V183H97ZM158 184H157V183ZM183 183H184V180L182 181ZM211 182L212 183H215V184H211ZM252 182V183H251ZM53 183H55V182H51V184H49L48 186H46V190L45 191H47V190H50L49 188H51V189H53L54 187H56V188H58V187H61V185H63V184H59V185H57L56 183L53 185ZM161 183V184H160ZM245 184V186H244V184ZM253 183H255L256 184V187L254 186L255 184H253ZM99 184H101V185H99ZM106 185V187H105V185ZM223 185L222 187L226 190H224V192L225 193H227V194H224V192H223V188L221 187V185ZM242 184V185H241ZM250 184H252V185H250ZM159 185V186H158ZM220 185V186H219ZM241 186V188H240V186ZM44 186V185H43ZM92 186V185H91ZM99 186V187H98ZM217 186V187H216ZM219 186V187H218ZM243 186V187H242ZM250 186H252V192L251 191H249L251 188H249ZM53 187V188H52ZM101 187V188H100ZM157 187V188H156ZM158 187H159V189H160V187L162 188V189H164L163 191H165L166 192V194H164L163 192H162V189H160L161 190V192L165 195V196H163V199H161V198H159V195H155L156 193H157V191H156V189L158 190V193L157 194H159V189H158ZM195 187V188H194ZM232 189V191H230L231 189ZM255 187V188H254ZM39 188V190H40V188H44V187H42V186H39L38 187ZM99 188V189H98ZM189 188V189H188ZM222 188V189H221ZM228 188V189H227ZM234 188H238L239 189V191H241V194H239L240 192H237V191H234V190H236V189H234ZM243 188L245 189L246 188V190H243ZM247 188H249L248 190H247ZM45 189V188H44ZM43 189V190H44ZM103 189V190H102ZM129 189V190H128ZM155 189V190H154ZM186 189H188V190H186ZM191 189V190H190ZM221 189V190H220ZM39 191L40 193H43L44 191ZM125 190V191H124ZM128 191V192H127ZM154 191V192H153ZM174 191V192H173ZM199 191V192H198ZM231 192V194H230V192ZM201 192V194H202V196H201V194L199 195V193ZM243 192V193H242ZM245 192H248V193H252L253 194V196L251 195V194H249V195H247L249 198H250V200L251 199H253V200H256V202L255 201H253V200H249V201H247L249 198L245 195V194H248V193H245ZM171 195V198H170V195ZM203 193H204V195H203ZM209 193V194H208ZM221 193L223 194V196H221ZM234 193H237V194H234ZM37 194H38V192H37ZM104 194V195H103ZM207 196H206V195ZM229 194V196L231 197H233V194H234V197H233V199H232V197L231 198H228V195ZM209 195V196H208ZM238 195V196H237ZM244 195V198H245V196H246V199H242V200H244L243 202H242V200H241V196H243ZM104 196V197H105ZM108 196V197H107ZM170 198H168V197ZM186 196H188V198L186 197ZM225 196L227 197V199H224L225 198ZM237 196V197H236ZM109 197H110V199H109ZM126 197H127V199H126ZM150 197H151V199H150ZM168 198V200L166 199V198ZM174 197V198H173ZM211 199H210V198ZM252 197V198H251ZM258 197V198H257ZM148 198H149V200H148ZM164 198L166 199V200H164ZM204 198V199H203ZM210 200H208V199ZM235 198H237L236 200H235ZM240 198V199H239ZM256 198V199H255ZM189 199H191V201L189 200ZM203 199V200H202ZM207 199V200H206ZM222 199V200H221ZM233 201H232V200ZM105 200V199H104ZM103 200V201H104ZM171 200H172V203H171ZM188 200V201H187ZM204 200H206V201H204ZM225 200H226V202H225ZM230 200H231V202H230ZM258 200V201H257ZM30 201V200H29ZM36 200H32V201H30V202H34V203H30L29 204V206H28V208H26V215L27 216H29L31 219L33 218V219H35V220H33V221H36V223H35V225L36 224H38L39 222H38V220L40 219V216L42 215V212H40L41 211V206H38V205H40V204H37V203H39L38 201H37V203L35 202ZM102 201V202H103ZM114 201V203H112ZM124 201V202H123ZM130 202V203H128V202ZM228 201V202H227ZM238 201H239V203H238ZM247 201V202H246ZM253 201V202H252ZM107 202V201H106ZM119 202V203H118ZM128 204H127V203ZM187 202V203H186ZM189 202V203H188ZM203 202H205V203H203ZM224 202V203H223ZM246 203V205H245V203ZM251 202L253 203V204H251ZM255 202V203H254ZM260 202V203H259ZM92 203V205L91 206H93V205H95V204H93ZM105 203V202H104ZM123 203V205H125L124 207H123V205L121 206V204ZM175 203V204H174ZM202 203V204H201ZM243 203V204H242ZM257 203V204H256ZM86 204H91L90 202H86ZM100 204V203H99ZM174 204V205H173ZM183 204H184V206H183ZM190 204H192V205H190ZM201 206H200V205ZM226 204H228V206L226 205ZM238 204V205H237ZM96 205H98V204H96ZM127 205H128V207H127ZM169 205V206H168ZM171 205L174 207H171ZM189 205V206H188ZM194 205V206H193ZM229 205H231L230 207H229ZM242 205V206H241ZM253 205H255V207L253 206ZM256 205L258 206L257 208H256ZM31 206V207H30ZM114 206H115V209H114ZM176 206V207H175ZM193 206V207H192ZM196 206H197V208H196ZM198 206H199V208H198ZM33 207V208H32ZM34 207H35V209H34ZM126 207V208H125ZM131 207H132V205H131ZM184 207H186L185 209H187V210H185L184 209ZM201 207L202 208H204V210L203 209H201ZM213 207V209H211ZM248 207H251V208H248ZM252 207H253V209H252ZM40 208V209H39ZM124 210H123V209ZM127 208H129V209H127ZM173 208V209H172ZM190 208H193L192 209V212H191V209ZM208 208V209H207ZM209 208H210V210H209ZM231 208V209H230ZM238 208V209H237ZM245 208H248V209H243ZM119 209V210H118ZM196 209V210H195ZM234 209H235V211H234ZM242 209V210H241ZM251 209H252V211H251ZM34 210H35V213H38V214H36V215H34L35 213H33L34 212ZM40 212V214H39V212ZM113 210V211H112ZM118 210V211H117ZM128 212H127V211ZM174 210H175V213H172V212H174ZM184 210V211H183ZM193 210H195L194 211V213H193ZM199 210V211H198ZM213 212H212V211ZM237 210H238V212H237ZM254 210H256V211H254ZM30 211V212H29ZM116 211V212H115ZM122 211V212H121ZM124 211H126V212H124ZM169 211V212H168ZM197 211V212H196ZM202 211H204V213L202 214ZM31 212L33 213V214H31ZM124 212V213H123ZM155 212H157V213H155ZM184 212V213H183ZM188 212V214H186ZM201 212V213H200ZM207 212V213H206ZM210 212V213H209ZM215 212V213H214ZM235 212H237V215H236V213ZM242 212V213H243ZM256 212V213H255ZM170 213V214H169ZM183 213V214H182ZM198 213H200V214H202V215H198ZM31 214V215H30ZM153 214V215H154ZM172 214V215H171ZM185 214V215H184ZM193 214H194V217H196L195 219L192 217L193 216ZM206 214V215H205ZM244 214V213H243ZM244 214V215H245ZM38 215H39V219H38ZM131 215V214H130ZM171 215V216H170ZM175 215V216H174ZM184 215V217H182ZM198 215V216H197ZM203 215H205L204 217L205 218H202L203 217ZM212 215V216H211ZM216 215V216H215ZM245 215V216H246ZM248 215V216H249ZM174 216V217H173ZM178 216V217H177ZM181 216V217H180ZM189 216H191L192 217V219H194V221H191V222H189ZM201 216V217H200ZM252 216V215H251ZM176 217V218H175ZM217 218V219H219V220H217V219H215V218ZM147 218V219H146ZM173 218H174V220H173ZM178 218V219H177ZM181 218L183 219V218H185V220L183 219V222H182V220H181ZM209 218L213 221V222H220V221H222V222H220V223H222V224H220L219 225V223L217 224L216 222H215V224L213 225L211 222V220H209ZM214 218V219H213ZM36 219H38V220H36ZM187 219V220H186ZM146 220V221H145ZM171 220V221H170ZM177 220V222H174V221H176ZM205 220V221H204ZM197 223H196V222ZM210 221V222H209ZM173 222V223H172ZM189 222V223H188ZM193 222H195V223H193ZM207 222H209V224L207 223ZM34 223V222H33ZM33 223H32V227H33ZM207 223V224H206ZM167 224H169V225H167ZM197 224V225H196ZM229 224H227V225H229ZM34 225V226H35ZM176 225V226H175ZM182 228L181 230H180V228H179V226ZM225 225V224H224ZM193 226V227H192ZM211 227V231H210V227ZM167 227V228H168ZM175 227V228H174ZM176 227H178V229L176 228ZM213 227V228H212ZM225 227V228H226ZM233 227V228H232ZM234 227H236L235 229H234ZM189 228V229H188ZM199 230V231H197V229ZM229 228V229H228ZM175 229H177V230H175ZM186 229H188V231L186 232V230H185V232H184V230ZM232 229H234V231H232ZM214 232H213V231ZM230 230V231H229ZM170 231V230H169ZM175 231V232H174ZM225 231H226V229H225ZM236 231V232H235ZM177 232V233H176ZM179 232H181V233H179ZM194 232V233H195ZM209 232H210V234H209ZM212 232V233H211ZM200 233V234H199ZM215 233V234H214ZM181 234V235H180ZM233 234H235V235H233ZM181 237H180V236ZM211 237H210V236ZM215 235V236H214ZM221 235V234H220ZM223 235V234H222ZM234 237H233V236ZM236 235H237V237H236ZM214 238H213V237ZM178 237V238H177ZM219 237H222V236H219ZM233 237V238H232ZM238 239H236V238ZM212 238V239H211ZM217 238V239H216ZM236 239V241H235V239ZM179 239V240H178ZM205 239V240H204ZM209 241H208V240ZM232 239V240H231ZM177 240V241H176ZM207 240V241H206ZM227 240H229L228 242H227ZM231 240V241H230ZM241 240V241H240ZM179 241H181V242H179ZM206 241V242H205ZM240 241V243L238 244H236V242H239ZM175 242V243H174ZM176 242H178V244L176 243ZM204 242V243H203ZM230 242H233V243H231L230 244ZM202 243V244H201ZM258 243H260L259 245H258ZM176 246H175V245ZM218 244H219V242H218ZM230 244V246L228 247V245ZM235 244V245H234ZM249 244V245H248ZM258 246H257V245ZM205 245V246H204ZM232 245V246H231ZM207 246V247H206ZM256 247V249H255V247ZM177 247V248H176ZM206 247V248H205ZM226 247H228V250H225V249H227ZM230 247H231V249H230ZM258 247V248H257ZM260 247H261V250H260ZM88 248V247H87ZM92 247H89L88 248V250H87V252H85V254H87V256L89 255V256H91V255H97V254H100V255H103L102 253H98L97 252V254H95L94 253V251H95V248L92 250L91 249ZM176 248V249H175ZM253 248H254V250H253ZM218 249V248H217ZM92 250V251H91ZM142 249H140V253H139V251H138V254L139 255H143L147 250L146 249H144L143 248V252L141 251ZM229 250H231V251H229ZM249 252H248V251ZM259 250V251H258ZM145 251V252H144ZM226 251H228L227 252V256H226ZM247 251V252H246ZM260 251H261V253H260ZM96 252V251H95ZM231 252V253H230ZM244 252V253H243ZM147 253V252H146ZM145 253V254H146ZM208 253V254H207ZM250 253V254H249ZM255 253H257V254H255ZM260 253V254H259ZM144 254V255H145ZM217 255V256H219L220 255V258H217L216 256H214L213 258H212V256L213 255ZM219 254V255H218ZM232 256H231V255ZM243 254V255H242ZM259 254V255H258ZM209 255V256H208ZM225 255V256H224ZM229 255V256H228ZM237 255H239L240 257H237ZM249 255V256H248ZM250 255H252V256H250ZM261 255H263V256H261ZM113 256V255H112ZM112 256H110L109 254L106 256V257H108L106 260H110V261H112V260H114V261H112L113 262V264H115L116 262V264H119L120 262L119 261H123L121 264H129L128 263V261H127V259H123V258H118L119 256L118 255H114V257H112ZM118 256V257H117ZM242 256V257H241ZM261 257V259H260V257ZM105 257V258H106ZM112 257V258H111ZM116 257V258H115ZM222 257V258H221ZM223 257H226V259L225 258H223ZM238 258V260H239V258H240V260L241 261H237L236 259ZM243 257H246V258H243ZM212 258V259H211ZM217 260H216V259ZM229 258V259H228ZM230 258H231V261L233 260V258H234V262L232 261V263L230 262ZM248 258V259H247ZM249 258H251V260H249ZM255 258H256V260H255ZM263 258V259H262ZM112 259V260H111ZM119 259V260H118ZM123 259V260H122ZM220 259V261H218ZM223 259V260H222ZM252 259H253V262H252ZM118 260V261H117ZM194 260V259H193ZM213 260H216V261H214V262H212ZM222 260V261H221ZM226 260V261H225ZM229 260V261H228ZM237 262H236V261ZM244 260H246L245 262H244ZM111 262V263H112ZM115 262V263H114ZM208 262V263H207ZM217 262V263H216ZM225 262V263H224ZM229 262V263H228ZM246 262H248V263H246ZM159 264V263H158ZM166 264V263H165Z\"/></svg>", "mask_w": 264, "mask_h": 264}]
</instances>
